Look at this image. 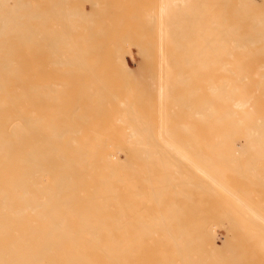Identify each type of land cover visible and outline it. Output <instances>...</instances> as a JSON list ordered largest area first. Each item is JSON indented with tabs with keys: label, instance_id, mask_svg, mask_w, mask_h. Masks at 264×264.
I'll return each instance as SVG.
<instances>
[{
	"label": "bare ground",
	"instance_id": "6f19581e",
	"mask_svg": "<svg viewBox=\"0 0 264 264\" xmlns=\"http://www.w3.org/2000/svg\"><path fill=\"white\" fill-rule=\"evenodd\" d=\"M7 1L8 0H0V35H2L3 36V33L4 32H6V30H8V31H10V30H13L14 32L13 33H15V34H12V35H10V36H13V35H17V37H18V39H20L21 40V42H23V40L24 41H29V39H27V40H25V39H23L21 36H20V34H22V32H20V31H18L17 30V28L18 27H16V22L18 21V19H20L22 16H20V15H17V13L20 11V10H24V7H22L21 6V9H20V5L22 4V1H20L19 2V0H18V4L15 6V7H7V5H6V3H7ZM198 1H201V0H163V5H162V8H161V14L162 15H164L166 18H167V21H165L164 23H162L163 25L161 26V31L160 32H162V35H165V36H163V37H165L164 38V40H165V42L167 41V43H165L166 45H169V42L170 41H173V42H170V44L172 43L173 44V46L175 47V45H177V46H180L181 47V45L183 44V42L185 41H183V40H181V39H179V37H183V36H186L188 33H191V37H192V39H195V38H193V35L195 34V35H197V37H201L202 39V41H204L203 42V45H202V47H204L203 49H201L202 51H204V49H209V51L207 52V51H204L205 53V55L207 56V54H206V52L208 53V54H212L213 52H216V50L218 49V48H222V50H223V46H224V48L226 47V48H229V47H227V46H229L231 43H232V41H233V43H232V45L231 46H233V44H235L236 45V47L235 46H233V48L235 47V49H237V50H234L231 46V48L234 50H232L231 48V50H232V52H230V50H226L227 52H230V54H228V53H226V52H224V54L225 55H222L223 56V58L224 59H226V57L228 56V58H230V57H236V58H234V59H232L231 60V62H230V60L228 61L229 62V64L231 63V65H235L236 64V59H238V57H240V55L242 56L243 54H239V53H241V51H243L244 49V47L246 48H248V50L245 52V50L247 49H245L244 50V52H242V53H244L245 55H246V53H249V51L251 50V45H249V44H252L253 45V43H257L258 44V41L260 42V44L262 43V41H264V20H262L260 17L259 18H255L257 15L258 16H260L258 13H260L261 12V9H259L258 11L259 12H257V15L255 14L256 12H254V10L253 9H251V7L250 6H248L247 5V9L250 7V9H251V11L250 12H253L254 13V15H256L255 17H252L253 16V14L252 13H250V12H248V13H250V14H248V16H246V20L244 19V21H247V19H248V21H253L254 19V21H253V23L254 24H249V22L247 23V25H245L246 26V28L247 27H251V26H254V25H257L258 24V28L261 26V28H259V30L260 31H258L257 29V31L255 30V31H253L254 29H255V27L257 28V26H255V27H253V28H247V30H250V32H248V31H246V30H244V31H246L247 33H242V32H238V28H245V26H244V24L242 23V22H240L241 20H240V18L241 17H244L245 18V16H244V14H247V12L245 13H241V11L239 12V13H241L242 14V16L240 15V18H239V20H237L236 18H234V16H232L233 14H235V12H236V15H238L239 13L234 9V13H232V14H230L233 10V8H227V11H229V9H230V11H229V13H228V15L230 14V20H232V17L234 18V19H236V21L235 22H237V23H239V24H237V23H235L234 24V20L232 21L233 22V24H229V23H231L230 21L228 22V19H227V21L226 22H224L225 24H229V26H226V25H223L224 23H223V20L221 21L222 22V25L220 24H218L219 26H220V28H219V26H217V19L215 20V19H213V20H215V22L212 20V18H208V15H210V14H208V15H206L207 16V19H206V16H204L205 15V13H207L208 11L206 10H204V15H203V13H200V12H202L203 10L201 9V6H199L200 4L199 3H201V2H198ZM209 2L210 3V0H206L205 2ZM213 1V0H212ZM215 1V0H214ZM217 1V3L219 4V2L221 1V0H219V2H218V0H216ZM222 1H224V0H222ZM222 1H221V3H222ZM226 1V0H225ZM229 0H227L226 2H227V4H228V6H229V3L231 2V0H230V2H228ZM233 1V0H232ZM236 1H238V0H236ZM231 2L230 3V6H234L235 7V3L237 4L238 3V5L239 4H242V3H239V1L238 2ZM246 3L248 2V4L249 5H251L252 4V1L253 0H244ZM243 1V2H244ZM262 1V0H261ZM153 2V1H152ZM207 2V3H208ZM226 2H224V5L226 4ZM217 3L216 2H213V4L212 5H214L215 4V6H216V8H218L217 6ZM253 3L255 4H257L258 2H257V0H255V1H253ZM264 4V1L263 2H261V5H263ZM12 4V3H11ZM20 4V5H19ZM226 4V5H227ZM245 3H243L242 4V6L244 5ZM258 4H260V3H258ZM9 5V4H8ZM210 5H211V3H210ZM221 6L223 5V4H220ZM224 5H223V7H224ZM225 5V6H226ZM238 5H237V7H238ZM246 5V4H245ZM244 5V6H245ZM253 5V4H252ZM207 6L208 7H210L209 6V4H207ZM232 6V7H233ZM241 6V5H240ZM57 7V6H56ZM62 7V6H61ZM55 8V6H54V8L55 9H52L51 10V12L52 13H55V14H58L59 15V17H60V15H65V17H67L68 18V11L66 12L67 13V15L64 13V11H65V9H64V11H63V9L62 8ZM153 7V6H152ZM176 7V9H175V11H174V8ZM214 7V6H213ZM212 6H211V8H212V10L213 9H216L215 7L213 8ZM255 7H257V6H255ZM264 7V6H263ZM64 8V7H63ZM177 8H178V11H176L177 10ZM211 8H210V10H211ZM219 8H221L222 9V7H219ZM218 8V9H219ZM243 8V7H242ZM253 8V7H252ZM201 9V10H200ZM217 9V11L219 12V10ZM221 9H220V14L222 15V13L221 12H223V15H222V17L224 18V19H226V18H229L227 15H226V12L224 11V10H222L221 11ZM237 9V8H236ZM241 8L240 7H238V10H240ZM256 9V8H255ZM50 10V9H49ZM160 10V9H159ZM199 10H200V12H199ZM211 10V11H212ZM246 9H244V11H245ZM253 10V11H252ZM153 11V10H152ZM217 11H214L213 10V12H215V14H216V12ZM159 12V13H160ZM200 14H199V13ZM217 12V13H218ZM225 12V13H224ZM177 13V14H176ZM199 15H198V14ZM262 13H263V11H262ZM261 13V14H262ZM78 14V13H77ZM146 14V13H145ZM152 14H154V13H152ZM152 14H151V16H152ZM213 13H211V15H212ZM214 14V15H215ZM219 14V13H218ZM224 14L226 15V16H224ZM76 15V14H75ZM197 15H198V17H200V15L202 16L201 17V19L199 18H197ZM221 15H220V17H221ZM53 16V15H52ZM52 16H49L47 19H49L50 17H52ZM150 16V17H151ZM171 16V17H170ZM213 16V15H212ZM211 16V17H212ZM252 17V18H250V17ZM264 16V13L261 15V17H263ZM8 17H9V19H8ZM25 17V16H24ZM32 17V16H31ZM45 17H43V18H45ZM54 17H56V15H54L53 16V20L55 21V19H57L58 18V16H57V18H55L54 19ZM64 17V16H63ZM154 17V16H153ZM153 17L151 18V19H153ZM159 17V16H158ZM163 17V16H162ZM203 17H205V18H203ZM210 17V16H209ZM215 17H217V15H215V16H213V18H215ZM219 17V16H218ZM221 17V18H222ZM36 18H38V17H36ZM45 18V19H46ZM72 18H73V16H72ZM222 18V19H223ZM264 18V17H263ZM66 19V18H65ZM119 19V18H118ZM147 19V18H146ZM160 19V18H159ZM206 20L208 23L210 22L209 20H211V22H212V24L213 23H215V28H213L212 27V24L211 23H209V24H211L210 25V27H208L209 26V24H208V26L206 25V27H208L209 28V30L210 31H212L210 28L212 27V29H213V32H214V30H216L217 31V29H221V30H218V32L217 33H219L218 35L220 36V34H221V36H223L222 38H220V37H217L216 39H209L208 37H207V39H208V42L206 43L205 42V40H203V36L205 37V36H207V35H209V34H207V33H205L204 31L206 30L207 32H209L208 31V29L207 28H205L204 26V24H202L203 22H205V21H202V20ZM252 19V20H251ZM16 20V21H15ZM63 20H64V18H63ZM157 19H154V20H150V21H152V24H154V26L156 25L155 24V22L154 21H156ZM198 20H201V21H198ZM242 20H243V18H242ZM58 21V20H57ZM120 21V20H119ZM225 21V20H224ZM66 22V21H65ZM64 22V28H65V26L67 27L68 25H66V23ZM117 22V21H116ZM157 22V21H156ZM202 22V23H201ZM220 22V23H221ZM158 23V22H157ZM250 23H252V22H250ZM119 24V23H118ZM248 24L250 25V26H248ZM158 25V24H157ZM214 25V24H213ZM230 25H234V26H230ZM241 25V26H240ZM8 26L10 27V28H8ZM217 26V27H216ZM226 28H225V27ZM91 27V26H90ZM224 27V28H223ZM263 27V28H262ZM152 28H153V26H152ZM155 28H156V26H155ZM245 28V29H246ZM169 29V30H168ZM173 30V32L171 33V35L172 36H174V34H175V37L174 38H177L178 37V40H177V42H176V39L174 40V39H172V38H170V34H168L169 35V37L167 36V32L168 31H170V30ZM205 29V30H204ZM251 29H252V32H251ZM261 29L263 30V31H261ZM68 30V27L66 28V31ZM150 30H151V28H150ZM156 30H157V28H156ZM158 30H160V29H158ZM171 30V31H172ZM204 30V31H203ZM7 31V32H8ZM45 31H49V29L47 30V29H45ZM52 31H53V29H52ZM51 31V32H52ZM55 31V30H54ZM65 31V32H66ZM202 31H203V34H202ZM241 31V30H240ZM34 32H36V31H34ZM50 32V31H49ZM48 32V33H49ZM56 32V31H55ZM54 32V34H53V32L49 35V34H46L45 36H47L48 37V35L50 36V38H49V42H50V44H56L57 43V41L63 36V34L65 33H63V34H61V33H59L58 31V33L56 32L55 33ZM60 32H62V30L60 31ZM68 32V31H67ZM117 32V31H116ZM175 32V33H174ZM211 33V34H213L214 35V33ZM2 33V34H1ZM28 33H33V32H28ZM39 33V32H38ZM69 34L71 33L70 31L68 32ZM68 33H65L64 34V36H63V38L65 39L66 38V34H68ZM146 33V32H145ZM151 33V32H150ZM170 33V32H169ZM193 33V34H192ZM239 33H242V34H239ZM248 33H253L252 35H250V34H248ZM7 34V33H6ZM6 34H5V36H6ZM8 34H10V33H8ZM34 34V33H33ZM39 34H41V32L39 33ZM107 34V33H106ZM157 34H159L158 33V31H157ZM176 34H177V37H176ZM201 36H200V35ZM205 34H207V35H205ZM210 34V35H211ZM255 34H257V35H261V36H255ZM59 35V37H60V35H61V37L59 38V37H55V36H58ZM66 35V36H65ZM94 35H96V34H94ZM93 35V36H94ZM109 35V34H108ZM194 35V36H195ZM217 35V36H218ZM233 35H235V37H231V36H233ZM171 36V37H172ZM216 36V35H215ZM231 37L232 39H230L231 40V42H230V40L228 39V37ZM4 37V36H3ZM14 37V36H13ZM12 37V38H13ZM34 37H36V36H34ZM68 37V36H67ZM170 38V41H169V39H167L166 40V38ZM187 37V36H186ZM211 37V36H210ZM5 38V37H4ZM4 38H2L1 37V39H2V41L4 40ZM8 39L7 40H9V41H11V38L8 36L7 37ZM142 38H144L145 39V37H143L142 36ZM150 38V37H149ZM148 38V39H149ZM189 38V37H188ZM0 39V40H1ZM32 39V38H31ZM37 39V38H36ZM38 39H39V37H38ZM44 39V38H43ZM67 39V38H66ZM65 39V40H66ZM68 39H69V37H68ZM183 39H185V37L183 38ZM192 39L190 38V40L192 41ZM13 40V39H12ZM15 40V39H14ZM33 40V39H32ZM61 40V39H60ZM63 40V39H62ZM64 40V41H65ZM142 40V39H141ZM141 40H140V42H141ZM196 40H198L197 38H196ZM227 40H229V41H227ZM262 40V41H261ZM9 41H6V42H9ZM37 41V40H36ZM43 41H45V40H43ZM67 41V40H66ZM132 41V40H131ZM145 41H146V39H145ZM174 41H175V44H174ZM181 41H182V43H181ZM199 41H200V39H199ZM198 41V42H199ZM227 41V42H226ZM12 42V41H11ZM11 42H9L10 44H11ZM33 42V41H32ZM42 42V41H41ZM49 42H48V44H49ZM147 42V41H146ZM145 42V43H146ZM150 42V41H149ZM152 42V41H151ZM190 42V41H189ZM198 42H197V44H198ZM225 42L226 43H228L227 44V46L226 45H224L225 44ZM2 43V42H1ZM16 43V42H15ZM40 43V42H39ZM59 43H60V41H59ZM62 43V42H61ZM141 43H143V42H141ZM148 43V42H147ZM185 44L183 45V46H188V45H186L187 44V42H184ZM195 43V42H194ZM205 43V44H204ZM255 43V44H256ZM2 44H5V42L4 43H2ZM7 44V46H4V47H10V44H8V43H6ZM12 44H13V42H12ZM89 44V43H88ZM199 44H201V43H199ZM207 44H209V45H207ZM9 45V46H8ZM140 45V44H139ZM144 45V44H143ZM155 45V44H154ZM161 45V44H160ZM196 45V44H195ZM248 45H249V47H248ZM137 46V45H136ZM219 46H221V47H219ZM263 46H264V44H263ZM12 47V46H11ZM56 47L58 48V45L56 44V46L54 47L55 48V50H57L56 49ZM160 47V46H159ZM170 47V48H169ZM169 47H167V50L169 51V55H170V53H172V51H173V55L175 56L176 54L175 53H177V51H176V48H175V53H174V47H173V50L172 51H170L169 49H171L172 48V46L170 45ZM189 47V46H188ZM194 47V45L192 46V48ZM197 47H199V45L197 46ZM243 47V48H242ZM258 48V47H255L254 45L252 46V48ZM3 48V47H2ZM12 48H14V47H12ZM45 47H41V48H38V49H40V51L39 52H42V50L44 49ZM46 48H48V46L46 47ZM54 48H49L50 50H52V49H54ZM139 48H140V46H139ZM146 48V47H145ZM169 48V49H168ZM183 48H186V47H183ZM182 48V49H183ZM189 48H191V46L189 47ZM189 48H188V50H189ZM239 48H240V51H238L239 50ZM241 48L243 49V50H241ZM264 47H262V48H258V50H261V53H262V49H263ZM11 49V48H10ZM38 49H37V51H38ZM73 49V48H72ZM179 49V48H178ZM194 49H195V47H194ZM0 50H1V44H0ZM6 51H8L9 49H5ZM12 50V49H11ZM14 51H12V52H10V50H9V53H15L14 54V56H12L13 58H12V60H13V62H12V60L11 61H9L10 59H11V55H9V53H7L6 55H4V53L6 52H2V53H0V55H2V57H3V55H4V57L2 58V60L3 61H1L0 60V69H5L6 67H8L9 65H12V64H14V66H15V64H16V59L18 60V58H16V55L19 53L18 51H21L20 53H19V55L20 54H22V55H20V58H23V57H25L26 59H27V52L28 53H30L31 55H33L32 53H33V51L32 50H30L31 52H29L28 50H26V49H21V50H18L17 48H15V49H13ZM27 52H26V51ZM47 50V49H46ZM45 49H44V51L45 52H48V51H46ZM54 50V51H55ZM65 50V49H64ZM149 50V49H148ZM163 50H164V47H163ZM196 50H198L197 48H196ZM257 50V49H256ZM258 50H257V53H258ZM2 51H4L3 49H2ZM36 50H35V52H36V54L37 53H39V52H37ZM83 51V50H82ZM89 51H90V49H89ZM181 51V50H180ZM185 51V50H184ZM201 51V52H202ZM235 51H237L236 53H238L239 54V56H237V54L234 56V54H233V56H231V54L232 53H235ZM252 51V50H251ZM250 51V52H251ZM254 51V50H253ZM263 51H264V49H263ZM16 52H17V54H16ZM50 52V51H49ZM52 52V51H51ZM49 53V54H52V53ZM190 52H192V51H189V53ZM195 52V51H194ZM197 52V51H196ZM195 52V53H196ZM218 52V51H217ZM217 52H216V54H217ZM24 53L26 54L25 56H23L24 55ZM43 54H44V52H42ZM61 53V54H60ZM60 53H53V56H54V58L55 59H57V60H59V61H57V63H55L54 65H58L59 64V66H57V67H60V63H61V61H64V63L65 64H67V65H69V62L68 61H71L72 59H73V61H71V63L72 62H74V61H77V60H75V59H77V58H79V60H80V57L81 56H77L76 57V55L75 56H72L73 58H71V56H68V57H66V55H65V53H63L64 55H62V52H60ZM165 53V52H164ZM182 53V52H181ZM188 51H186V57H188ZM194 53V54H195ZM200 53V52H199ZM198 52L196 53L197 54V56L199 55H201L202 56V54L203 53H201V54H199ZM220 53H222L221 51H220ZM260 53V52H259ZM260 53V54H261ZM12 54V55H13ZM40 55H42L41 53H39ZM39 54H37L38 56H39ZM55 54H56V56H55ZM59 54V55H58ZM163 54V53H162ZM183 54V53H182ZM214 54V56H217V55H215V53H213ZM226 54H228L227 56H226ZM58 55V56H57ZM61 55V56H60ZM165 55H166V58L167 57H169V59H171L172 57H171V55L170 56H168L167 55V52L165 53ZM164 55V56H165ZM192 54H190V56H191ZM230 55V56H229ZM264 55V54H263ZM5 56H10V57H5ZM35 57L36 59L37 58H42V57ZM42 56H44V55H42ZM49 55L47 54V58H50V60L52 61L53 59H51L52 57H48ZM52 56V55H51ZM162 56V55H161ZM173 56V57H174ZM176 56H180L179 54H177ZM185 55H183L182 57H184ZM196 56V55H195ZM247 56H249V55H247ZM262 56V55H261ZM261 56H259V58H261ZM14 57H15V60H14ZM76 57V58H75ZM171 57V58H170ZM181 57V58H182ZM211 56H208L207 57V59L208 58H210ZM219 57V56H218ZM246 57V56H245ZM251 57H252V55H251ZM264 56H262V58H263ZM9 58V59H8ZM25 58H23V59H25ZM44 58V57H43ZM42 58V59H43ZM46 58V59H47ZM75 58V59H74ZM120 58V57H119ZM150 58V57H149ZM165 58V57H164ZM196 58V57H195ZM202 58V57H201ZM206 58V57H205ZM204 58V59H205ZM212 58L214 59V57H213V55H212ZM243 58V57H242ZM253 58H254V56H253ZM258 58V60H263L264 61V58L262 59H259ZM81 59H82V57H81ZM162 59H163V57H162ZM161 59V60H162ZM180 59V58H179ZM190 59H192V61H194L193 59H194V57L192 56ZM207 59H205V60H207ZM211 59V58H210ZM240 59V58H239ZM255 59H256V57H255ZM255 59H253L252 60V58L251 59H249L248 58V60H251L250 62H252L253 61V63H254V60ZM49 60V59H48ZM68 60V61H67ZM132 60V59H131ZM160 60V59H159ZM166 60H168V59H166ZM173 60H176V58L175 59H173ZM199 61L201 60V59H198ZM204 60V61H205ZM215 60V59H214ZM258 60H256V63L258 62ZM15 61V62H14ZM22 61V60H21ZM66 61V62H65ZM122 61V60H121ZM164 61V60H163ZM168 61H171V60H168ZM182 61V60H181ZM189 61H191V60H189ZM195 61H197V59L195 60ZM221 61H222V63H223V60H222V58H221ZM232 61H235V62H232ZM239 61V60H238ZM243 61H244V58H243ZM54 62V61H53ZM53 62H52V64H53ZM56 62V61H55ZM68 62V63H67ZM125 62V61H124ZM172 62V61H171ZM171 62H169L168 63V65H171ZM186 62H188L187 60H185V63ZM211 62V61H210ZM219 62V61H218ZM224 62H227V59H226V61H224ZM227 62V63H228ZM249 62V61H248ZM262 62V61H261ZM49 63V62H48ZM166 64H167V61L165 62ZM178 63V62H177ZM189 64H191L192 62H188ZM195 63V62H194ZM194 63H192L193 65H194ZM202 63H203V61H202ZM205 63H208V62H205ZM233 63V64H232ZM260 63V62H259ZM20 64H22L21 62L19 63V65ZM49 64H51V63H49ZM64 64V65H65ZM74 63H72V65H73ZM173 65L172 66H175L174 65V63H172ZM175 64H176V62H175ZM179 64H181L180 62H179ZM196 64V63H195ZM211 64H212V62L211 63H209L208 64V67L207 68H209L210 66H211ZM215 64V63H214ZM212 65L211 66V69H213V70H211L210 68H209V71L211 70L212 72H207V73H209L208 74V76L210 77V75L212 76V74H215V73H213V72H216V70L214 71V69H219V67L218 66H216V65ZM242 64V65H241ZM240 65L239 64H236V67L237 68H239L238 67V65L239 66H244L243 65V62L241 63ZM255 64V63H254ZM25 65H27V67L25 66ZM25 65L24 66H20V68H19V66L18 65H16V67H18L19 69H16L15 67H14V69L13 70H11L10 72L11 73H14V74H16L15 75V77L18 75L17 74V70H20V72H21V70H23V71H25L26 73H27V71L28 70H30V69H28V66H29V63L28 64H26L25 63ZM32 64L30 63V66H31ZM48 65V64H47ZM46 65V66H47ZM75 65V64H74ZM73 65V66H74ZM123 65V64H122ZM182 65V64H181ZM181 65H180V67H181ZM184 65V64H183ZM182 65V66H183ZM188 65V64H187ZM202 65V64H201ZM204 65V64H203ZM225 65H227L226 63H225ZM231 65H227V71H228V73H229V71H230V69L228 70V67L230 66V68L232 67ZM250 65V67H251V64H249ZM263 65V64H262ZM40 66V65H39ZM38 66V67H39ZM163 66H164V64H163ZM166 67H167V65H165ZM171 66V67H172ZM186 66V65H185ZM185 66H183V67H185ZM195 66H197V64L195 65ZM194 66V67H195ZM207 66V65H206ZM213 66H214V68H213ZM215 66L217 67V68H215ZM223 66V65H222ZM246 66V65H245ZM253 66V65H252ZM256 66H258L257 64H256ZM264 66V65H263ZM263 66L260 68V71H261V74H259V71H257V73L259 74V76L260 75H263V77H264V68H263ZM36 68V69H39V68ZM56 67V68H57ZM63 67H65L66 68V65L65 66H63ZM76 67V66H75ZM165 67V68H166ZM169 67V66H168ZM167 67V68H168ZM179 67V68H180ZM190 67H192L193 68V66H190L189 65V67H187L188 69L190 68ZM200 66H198L197 68H196V70L194 71V68H193V70H192V68L190 69V70H192V71H188L187 70V68H185L184 70H185V72H186V70L188 71V73H193V72H195V75L197 74V69L199 68ZM203 67V66H202ZM202 67H200V68H202ZM247 67V66H246ZM246 67H244V68H246ZM9 68V67H8ZM25 70H24V69ZM70 68H72V67H70ZM162 68V67H161ZM164 68V70H166ZM200 68H199V70H198V72H200V71H202V70H200ZM207 68H204V70L205 71H208V69ZM236 68V69H237ZM255 68V67H254ZM256 68H259V67H256ZM263 68V72H262V69ZM16 69V70H15ZM83 69V68H82ZM170 69V68H169ZM168 69V70H169ZM217 69V70H218ZM220 69H222V68H220ZM224 69V68H223ZM231 69H233L232 71H230L231 73H227V75L229 76V78L227 77V75H226V73L225 72H227L226 70H225V72H224V75L225 76H223V78H222V76H221V78L219 77L218 79H214V75L212 76V77H210V79H209V77H208V79L206 78L207 76H204L205 75V73L206 72H204L203 73V71L202 72H200L201 73V75H200V73H199V75L198 76H196L197 78H199V80H200V78L202 79V77L204 78H206V80H209L210 82L209 83H206V86H208V89L210 90V95H209V97L208 96H206L207 94H208V91H207V94H203L204 95V97L206 98H210V99H208L207 101H206V104H204L205 103V101H204V103H202L203 102V100H201V102H198V104H199V109H198V111L195 109L196 107V104H195V101L197 102V100H198V98L197 97H200V96H196V100H195V98L194 99H192V100H194V104H191L192 106L191 107H193V105H195L194 106V108L192 109L190 106H189V104L188 103H192V102H189V101H185V99H187V96L185 97V98H183L182 99V97H180V96H182L180 93H179V95L180 96H178L180 99H182V100H184L185 101V103H184V101H179L180 102V104H182L181 106L184 108L183 110L185 111V105L184 104H186L187 106H189V107H186V109H188V108H190V109H192V110H190V112H188V113H191L194 109V111L196 112V114L197 115H200V118H201V120H202V116L204 117L206 114V117H208V123H210V125L208 124V125H206V123H204L203 124V122L206 120L207 121V119H204L203 120V122H202V125H203V127H204V125H205V127L206 126H208V128L207 129H209L208 130V132L209 133H207L208 134V136H207V134H206V136L204 137V136H202L200 133V135L201 136H199V134H198V132L196 133L197 135H195V137H197L198 136V140L199 139H203L204 141H206L207 139V142H212L211 140H215V144H217L216 143V140L218 141H223V142H236V140H244V143H245V148H247V146L249 145L248 143H251V144H253L254 146H255V144L257 145H259L258 146V148H259V150L257 151L258 152V155L257 154H254L255 156L257 155V157H256V159H257V161H259L261 164H263V162H264V160H259V157L258 156H261L262 154L261 153H259V152H261L260 150H261V148L263 147V145H264V110L263 109H261L260 107L263 105V100H264V78L262 77V78H260L259 80H257V81H252V80H249V79H251V77L252 76H254V72L251 74V75H249V66H248V68L245 70V71H242L241 70V68H240V70L241 71H239V69L237 70V72H236V69H235V73L237 74H235L234 75V68H231ZM251 69V68H250ZM161 70V69H160ZM36 71V70H35ZM34 71V72H35ZM52 70L50 69V71L49 72H51ZM171 71V72H170ZM170 71H168L167 73H172V69H170ZM182 72H183V70H181ZM220 71V70H219ZM246 71L248 72V74L247 75H249V77L247 76H245L246 74ZM8 71H2V73L4 74V75H6V74H9V76L11 77V73L10 72H8ZM24 72V73H25ZM38 72H41V70H38ZM46 72H47V69H46ZM49 72H47V73H45L44 72V70H43V76H44V74L45 75H47V74H49ZM54 72V71H53ZM105 72V71H104ZM126 72V71H125ZM174 72H175V70H174ZM179 72V71H178ZM255 72H256V69H255ZM0 73H1V70H0ZM19 73V72H18ZM24 73H20V74H24ZM30 73H32L31 72V70H30V72L29 73H27V80L25 81V83H24V85H25V87H24V85H23V87H22V95H23V100H24V106L26 107V108H28L29 107V105H31V104H29V99H31V97H33L34 98V101H35V103H36V105L35 106H33L34 108V111L35 112H33L34 114L32 115V114H30L29 112H27L24 116L20 113V116H21V120H20V123H18L19 121H17V123H18V125L17 124H15L14 123V127H16L15 125H17V127L16 128H13L12 129V131H10V129H9V131L11 132V133H7L6 132V123H9L8 121H9V118H8V120L7 119H5V118H7V116H4V114L6 115V113L7 112H5L6 111V108H7V103H5L6 102V100L4 99V97L5 96H3V97H1L0 96V155H2V157L1 158H8V156L10 155V139H13L14 140V142L13 141H11V143H12V145H22L23 146V159H21L20 157V159L19 158H17L18 159V161H19V163H20V171H19V175H17V176H14V175H12V177H11V181H10V184H9V188H7V187H3L2 189L0 188V209H6V208H9V209H6V210H8V211H10V213L11 214H13V219L15 218V217H18V219H20V220H17V222L19 223L20 222V224H21V222L23 221V223H24V220H25V223H27V227H25L24 226V228H21V229H23V230H19L20 228H18V232H21L20 234H19V237H18V239H17V242H20L19 243V245H17V247H8L7 246V248H9V249H3V248H0V264H130L131 262H130V258H132V259H135L136 257H142V255H143V253H146V252H144L145 251V245H146V240L144 239L146 236L148 237V236H154V237H157V239H155V241H160L161 240V242L162 241H165L166 243H170V244H166V245H161V246H159V247H161V248H159L160 250H159V252H161V254H163V255H165L166 256V254H165V250H167V254L168 253H170V254H168L167 256H173V257H175V255L177 256V257H181V255L180 254H182V258L184 257V254H186L187 252L186 251H188V250H186L187 248H190L192 245L194 246L195 245V243L194 242H198L199 243V241L201 242V239H202V236H208V235H210L209 234V232L211 233V231H208L207 230V228H206V230H205V232H203V231H201V230H204V229H202L203 227H201L200 229H199V227L201 226H199V223H197V221H198V218H196L197 219V221H196V219H194V217L193 216H191L192 214H191V211H190V213H188L189 212V209H186V208H188L187 206H188V204L190 205V202L188 203V202H184L185 200L187 201V200H189L188 198H183V200L182 201H179L180 203L181 202H184L183 204H184V207H185V205H187L186 206V208L185 209H180V212L181 211H183L184 213L182 214V215H184L183 217L185 218L186 217V215H187V213H188V215L190 216V217H186V219H184V222L189 218H191L192 220H189V222L190 221H192V222H190V223H193L194 221H196V223L194 222V224H198V225H196L193 229H191V228H188V224H186L184 227H186V228H184L182 225L184 224L181 220H183V219H181L180 220V218H178L179 219V221L181 222V223H183L182 225L180 224V225H178L177 223H172V222H170L172 219H174V215H172V214H166V213H164V210L162 211L161 209H163L162 207H163V205H162V203L161 204H159L161 201H162V199H161V201L159 202V201H157L158 202V205L157 206H159L158 208L160 209V205L162 206L161 207V212H160V210L156 207V202H155V197L158 199L159 198V200H160V198L161 197H158V196H160V194L162 195V194H164V192H163V190H156L155 191V186L154 187H152V185H151V181L153 180V179H155L154 177H152V179L150 180V181H147V183L145 182V180H148L149 178H151V177H149L148 179H146L148 176H153V174L155 175V174H158V173H161L162 174V172H161V169L159 168V171L158 170H155V171H157V173H155V171H153L155 168H156V165H157V163L155 162V161H157V160H149L151 163L154 161L155 163H156V165H155V163L153 164L152 163V166L153 165H155V167L153 166V170H152V173L153 174H149L148 176H147V173H146V175H144V174H139L138 172V176H131V177H129L128 175V179L130 180L131 178H132V180H133V178L137 181L139 178H137V177H141L142 179H145L144 180V182L146 183V184H144V182H141V178L139 179V181H137V182H135V183H137V184H140V183H143V185H147L148 183H150L149 184V186L151 185V187H152V190H150L151 189V187L150 188H148L149 190H150V192H149V190L146 192V190H145V188H144V190L145 191H143L142 190V195H143V192H144V194L146 193L148 196H151L152 195V192H153V190H154V192H156V193H154V194H156L155 196H154V194H153V196H151V198L152 199H150V197H148L151 201H150V203H152V201H154V203L153 204H155V206H154V208H156V209H158V215L157 216H155L154 215V217H153V219H151V220H153L152 221V223H151V220L148 218V217H146V218H148L149 220L147 221V219L145 218V216H144V218L142 217L143 215H146V214H144L145 212H142L141 213V211H142V209H141V211L138 209V208H144L143 207V202H145V201H143L142 202V198H140V199H142L141 200V202L140 203H143L142 204V206L140 205V204H136V205H140V207H134L135 206V201L133 202V199L131 200L132 202H133V204L134 205H132L133 206V208L132 207H130L131 205H129L130 204V202L131 201H129V193H131L132 191H135V192H140L139 190H137V188H136V186H135V190H133L134 188H132L131 189V187H129L128 186V183H129V180L128 179H126L127 178V176H126V170L128 171V172H130L128 169H125V171L122 169V168H120L121 167V165H123L124 166V168L126 167V168H128V167H130L131 166V168H136L135 166H140V165H142V166H140V167H145V165H146V161H147V158L148 157H150V159H152V157L150 156V153H148V152H152V153H154L153 152V150H151L150 148V150L147 152V151H143V152H141L140 151V155L138 154L139 152H137V154L141 157V156H143V154H145V156L147 155V154H149V155H147L145 158L144 157H141V158H139V156L137 157V158H139L140 160V162L141 163H143V160H141V159H145L146 161L144 162L145 164H144V166H143V164H141V163H138L139 161H137V165H133V167H132V163L130 162L129 164H131V165H124V164H119V162H118V159L116 158V157H114V155H116V154H114V153H117L116 151L115 152H113V156L111 155L110 157H109V154L108 155H106V156H104V154H103V152H106V151H103V152H101V151H99V150H93V148L92 147H95V145L94 146H92L93 144H90V143H80V142H78V140L76 141L75 140V138L73 137V135L75 134H77V132H78V134H80L79 133V130L81 129V128H85V124L87 125V123H84L85 121H86V116H85V111H79L80 113H78V111H76L77 109L75 108L74 110H72L73 108L71 107L72 106V104H71V102H70V100H71V98H70V100H66V98L67 97H63V98H60V97H62L63 95H66L67 96V94L68 95H71V94H73V93H71L70 94V92H69V90H67V87L65 86V85H63L62 83H61V85H63L64 87V89H65V87H66V89L65 90H63V91H65V93L67 92V94H65L64 92V94L63 95H61L60 97H59V94H60V91L62 92V90H61V88H60V91H58V93L56 94L55 93V91L58 89V87H60L59 85H57L56 83V85H53L54 84V82H53V84H51V82H50V85L51 86H49V85H46V84H42L43 82L42 81H44L45 82V80L41 77V78H39L40 76H39V74H41V73H39L38 75H37V72L35 73L37 76V78H34L35 80L34 81H36V82H33V79H31V78H28L29 77V74ZM58 72H55V74H57ZM84 73V72H83ZM162 73H164V71L163 72H161V75H162ZM166 73V72H165ZM164 73V74H165ZM187 73V72H186ZM206 73V74H207ZM210 73H212V74H210ZM219 73H222V72H218V74ZM14 74H12V75H14ZM34 74V75H35ZM66 74V73H65ZM144 74V73H143ZM154 74H155V72H154ZM176 74H178V73H176ZM194 74V73H193ZM203 74V75H202ZM234 75V77H236V78H234V77H232V76H230V75ZM243 74H244V77H246L247 79H248V81H250V82H244V81H246L245 79H244V77H243ZM49 75H53L52 73L51 74H49ZM171 75V74H170ZM170 75H167L166 74V76H165V78L167 77V80L169 81V79L171 78H169L168 76H170ZM179 75H181V72L179 73ZM179 75H178V77L176 78L175 77V80L176 79H178L179 78V81H178V83H181V82H183V81H188V77L187 76H185V77H187V78H184L183 79V77H179ZM183 75V74H182ZM191 75V74H190ZM189 75V76H190ZM222 75V74H221ZM238 75L239 76H241V77H238ZM30 76H31V74H30ZM39 76V77H38ZM61 76V75H60ZM131 76V75H130ZM192 76V75H191ZM0 77H1V75H0ZM6 77V76H5ZM4 77V78H5ZM46 77V76H45ZM50 77H52L51 78V80L53 79V77L54 76H50ZM50 77H49V79H50ZM164 76H162V78H163ZM195 77V76H194ZM227 77V78H226ZM261 77V76H260ZM2 78H3V76H2ZM39 78V79H38ZM46 78H48V75H47V77ZM162 78H161V81H163L162 80ZM169 78V79H168ZM182 78V79H181ZM197 78H192V79H194L193 81L195 82H193L191 79V81L195 84V86H194V84L192 83V82H190L191 83V85L196 89H198V87H199V84H200V87H199V89H198V91L200 90V88H202L201 87V83L202 82H199V80L197 79ZM257 78H259L258 76H257ZM256 78V76L253 78L252 77V79H257ZM28 79H30V80H32L31 82L29 81L28 82ZM43 79V80H42ZM172 79V78H171ZM195 79H196V81H195ZM4 79H0V81L2 82ZM38 80H41L40 82L38 81ZM54 80H58L56 77L54 78ZM61 80H64V79H61ZM103 80V79H102ZM128 80V79H127ZM166 80V79H165ZM166 80V81H167ZM8 81V80H7ZM24 81V80H23ZM64 81H66V80H64ZM132 81V80H131ZM165 82V84L166 83H168V84H170V83H172L171 81H169V82ZM181 81V82H180ZM198 81V82H197ZM201 81V80H200ZM202 81H203V79H202ZM66 82H68L69 83V80H67ZM74 82V81H73ZM103 82V81H102ZM176 82V81H175ZM196 82L197 83H199L198 85L196 84ZM34 83V84H33ZM71 84H70V86L69 87H71V85H72V80H71V82H70ZM132 83V82H131ZM183 83H185V82H183ZM190 83H185V84H187V87L186 86H184L186 89H184V90H186V91H184V92H186V94H187V91H189V89L187 90V88H188V86H191V85H188V84H190ZM30 84V85H29ZM58 84H60V83H58ZM74 85H72V86H74L75 87V85L77 84V83H73ZM104 84V83H103ZM129 84V83H128ZM134 85H135V87L137 86L135 83H133ZM139 84V83H138ZM175 84H177V83H175ZM26 85H27V87H26ZM163 85H164V83H163ZM163 85H159L158 86V94L159 95H162L163 96V93H166V91H168L169 90V88H171V87H169L167 90H166V86H167V84H166V86H165V90L163 91V89H164V86ZM171 85V84H170ZM179 85V84H178ZM178 85H173V86H177V87H179ZM205 84H204V82H203V86H204ZM55 86H57V89H56V87ZM106 86V85H105ZM129 87H130V85H128ZM191 86V88H190V90L192 91V89H193V87ZM197 86V87H196ZM55 87V88H54ZM78 87H80L81 88V86L80 85H78ZM134 87V86H133ZM132 87V88H133ZM142 86H140L139 88H141ZM175 87H172L173 88V92L175 93V92H177V91H174V89H175ZM182 87V86H181ZM0 88H1V84H0ZM73 88V87H72ZM145 88V87H144ZM56 89V90H55ZM126 89V88H125ZM180 89V88H179ZM206 89L207 88H205V86L203 87V91L205 90L206 91ZM59 90V89H58ZM74 90V89H73ZM82 90H84V88L82 89ZM133 90V89H132ZM148 90H149V87H148ZM202 90V89H201ZM199 91V92H203V91ZM114 91V90H113ZM125 91V90H124ZM146 91V90H145ZM180 91V90H179ZM190 91V92H191ZM30 92H31V94H30ZM53 92V93H52ZM74 92V91H73ZM127 92V91H126ZM128 92H130V91H128ZM137 92V91H136ZM172 92V91H171ZM172 92V94H174ZM194 92V91H193ZM196 92H197V90H196ZM195 92V93H196ZM33 93V94H32ZM115 93V92H114ZM113 93V94H114ZM131 93V92H130ZM133 93H134V91H133ZM132 93V94H133ZM149 93H151V92H149ZM168 93H170L169 91H168ZM182 93V92H181ZM195 93H192V94H194V96H195ZM204 93V92H203ZM52 94V95H51ZM54 94V95H53ZM57 96H56V95ZM82 92L80 93V96L82 97ZM105 94V93H104ZM109 94V93H108ZM112 94V95H113ZM127 94H129V93H127ZM126 94V95H127ZM136 94V93H135ZM144 94V93H143ZM189 94H191V93H189ZM188 94V95H189ZM197 94H199V95H202V94H200V93H198L197 92ZM117 95V94H116ZM147 95V94H146ZM165 95V94H164ZM167 95H171V93L170 94H167ZM202 95V96H203ZM50 96V97H49ZM128 96V95H127ZM133 96H135V95H133ZM139 96V93H138V95H137V97ZM173 96H177V94H174V95H172V96H170V97H172L173 98ZM183 96H185V95H183ZM190 97V99H191V95H189ZM211 96V97H210ZM60 99H59V98ZM70 97V96H69ZM79 97V96H78ZM78 97H76V99L78 98ZM131 97V96H130ZM144 97V96H143ZM193 97V96H192ZM203 97V98H204ZM32 98V99H33ZM80 98V97H79ZM134 98V97H133ZM140 97H138V99H139ZM151 98V97H150ZM162 98V97H161ZM163 98H166V95H165V97H163ZM163 98H162V102L164 101L163 100ZM175 98V97H174ZM173 98V99H174ZM188 98V99H189ZM201 98V97H200ZM49 99H52V100H49ZM67 99H69V98H67ZM73 100H75L74 98H72ZM132 99V98H131ZM135 99V98H134ZM142 99V98H141ZM144 99V98H143ZM187 99V100H188ZM189 99V100H190ZM49 100V101H48ZM57 100H59L60 102H61V100H63V103L61 102V103H59ZM72 100V101H73ZM91 100V99H90ZM99 100V99H98ZM97 100V101H98ZM169 100L171 101V98H169ZM177 101H178V99H176ZM200 100V99H199ZM33 101V100H32ZM31 101V102H32ZM47 101V103L49 102V106H51V108L52 107H55L54 109V114H55V116H52V117H54V120H52L51 119V122H49V121H47V112L48 111H45L46 109H45V107L46 106H44V107H42L41 108V103H43L44 105H46V102ZM65 101V102H64ZM70 102L69 103V105H68V102ZM77 101V100H76ZM78 101H80V100H78ZM88 102H89V100H87ZM108 101V100H107ZM113 101V100H112ZM132 101V100H131ZM134 101V100H133ZM167 101H168V98H167ZM167 101H165V103H166V105L168 104V106L169 107H171V108H169V110H172V106H174V105H172L173 104V102L172 103H168ZM191 101V100H190ZM219 101V105L217 104V102ZM50 102L52 103V104H50ZM56 102H58V103H56ZM109 102V101H108ZM119 102V101H118ZM136 103H137V100L135 101ZM54 103V104H53ZM64 103H66L65 105H63ZM76 103V102H75ZM75 103L73 104V105H75ZM114 103H115V101H114ZM126 103V102H125ZM134 104L133 103V105L135 106V105H137V104ZM156 103V102H155ZM178 103V102H177ZM177 103H175L174 102V104H177ZM60 104H61V106H60ZM70 104H71V106H70ZM77 105L78 104H80V103H76ZM117 104V103H116ZM120 104H122L121 102H120ZM124 104V103H123ZM126 104H128V103H126ZM139 104V103H138ZM179 104V103H178ZM180 104H179V106H180ZM52 105H54V106H52ZM86 105V104H85ZM118 105H119V103H118ZM132 105V104H131ZM131 105H129V107L131 106ZM132 105V106H133ZM162 105H165L164 103L162 104ZM171 105V106H170ZM63 106H64V108H63ZM65 106H67L66 107V109H65ZM114 106V105H113ZM123 106V105H122ZM122 106H120V107H122ZM128 106V105H127ZM131 106V110H129V111H132L131 113H129L128 112V110H127V112H126V110H124L125 112H123V113H125V114H127V113H129L130 115L131 114H134V118H135V112L133 113V109L135 108V107H132ZM178 106V107H179ZM83 107V106H82ZM126 107V106H125ZM141 107V106H140ZM144 107V106H143ZM160 107V106H159ZM164 107H167V106H164ZM178 107H175V109L174 110H176V108H178ZM47 108V107H46ZM49 108V107H48ZM62 108H63V110H66V113H68L67 112V108H69V110H71L72 111V113L71 112H69L70 114H69V116L68 115H66V113H65V111H63L62 110ZM71 108V109H70ZM78 108V107H77ZM128 108V107H127ZM133 108V109H132ZM136 108H137V106H136ZM174 108V107H173ZM45 109V110H44ZM81 109V108H80ZM122 109V108H121ZM125 109V108H124ZM130 109V108H129ZM165 109H167V108H165ZM179 109V113L182 111H180V109L181 108H178ZM220 109V110H219ZM104 110V109H103ZM137 111H138V115L140 114L141 116L142 115H144V113H139V109H136ZM151 110V109H150ZM149 110V111H150ZM28 111V110H27ZM105 111V110H104ZM144 111V110H143ZM167 111V110H166ZM165 111V112H166ZM173 111V110H172ZM171 111V112H172ZM193 111V112H194ZM20 112V111H19ZM32 112V111H31ZM142 112V111H141ZM145 112V111H144ZM151 112V111H150ZM162 112V111H161ZM170 112V111H169ZM178 112V111H177ZM177 112H176V114H177ZM192 112V113H193ZM194 112V113H195ZM114 113V112H113ZM174 113H175V111H174ZM187 113V114H188ZM10 115H8L9 117L11 116V113H9ZM118 114H120V112L118 113ZM117 114V115H118ZM153 114V113H152ZM164 114H166V113H164ZM183 114V113H182ZM51 115V114H50ZM117 115H115V116H117ZM129 115V116H130ZM139 115V118H137L136 117V119H141L140 116ZM162 116H164L163 115V113L161 114ZM171 115V114H170ZM177 115H180V114H177ZM175 116V118L177 117V120H178V118H180V117H178V116ZM192 116L194 115V114H191ZM121 116H123L122 114H121ZM127 116H128V114H127ZM126 116V117H127ZM133 116V115H132ZM132 116H130V118L132 117ZM136 116H137V113H136ZM169 116V115H168ZM167 116V114L165 115V117H168ZM183 116V115H182ZM187 116V115H186ZM186 116H183L184 118L186 117ZM17 117V116H16ZM119 117V116H118ZM117 117V118H118ZM143 117V116H142ZM146 117V116H145ZM145 117H143V118H145ZM159 117V116H158ZM191 117V116H190ZM2 118V119H1ZM115 117H113L112 119H114ZM121 118V117H120ZM123 118H124V116H123ZM129 118V119H130ZM134 118L132 117V119H133V121L132 122H135L134 121ZM155 118V117H154ZM164 118V117H163ZM163 118H162V120H163ZM169 119H170V117H168ZM187 118H188V120L190 119L189 118V116H187ZM193 118H195L194 120H193V122H196V118H198V116L196 117V115H194L193 116ZM192 117H191V119H193ZM205 118V117H204ZM91 119V118H90ZM95 119V118H94ZM105 119V118H104ZM119 119V118H118ZM151 119H152V117H151ZM190 119V120H191ZM14 120H17V119H14ZM13 120V121H14ZM50 120V119H49ZM115 120H116V118H115ZM119 120H121V119H119ZM128 117H127V119H126V123L128 124L129 122L128 121H130V120H128ZM145 120H146V118H145ZM189 120V121H190ZM12 121V122H13ZM88 121H90L89 119H87V121L86 122H88ZM130 121V122H131ZM140 121H143L144 122V120H140ZM140 121H138V123L140 124L141 122ZM174 121V122H173ZM173 125L174 124H176L175 123V119L173 118ZM182 121V120H181ZM180 121V122H181ZM189 121H184V122H187V123H189ZM199 121V120H198ZM16 122V121H15ZM47 122V123H46ZM83 122V123H82ZM115 122V121H114ZM137 122V121H136ZM143 122L141 123L142 124V127H148L147 125V123H146V125L144 126L143 125ZM160 122V121H159ZM166 122H169L170 123V125L169 126H165L166 124L168 125L169 123H166ZM179 122V123H180ZM183 122V121H182ZM183 122V123H184ZM200 121H199V123H201ZM121 123H122V121H121ZM120 123V124H121ZM156 123V122H155ZM162 123V125L163 126H165L166 128L165 129H167V130H169V132L168 131H166L165 129H163V127L161 128V131L163 130H165L167 133H171V134H167L166 132V135L168 136H170L171 135V138H172V140H171V138L168 136V138H170V139H168L165 135H161V133L162 132H160V135L161 136H163V137H165L166 139H168V140H170V141H172L173 142V144L175 143V145L176 144H178L179 145V143L178 142H180L181 144H183V142H185L184 140H183V138H184V136L185 135H183V134H181V132H179V134H180V136H178L177 134H172L173 132L170 130L173 126L171 125V122H170V120H168L167 118H165V122L164 123H166L165 125L163 124V122H161ZM10 124V123H9ZM137 124V123H136ZM139 124H137L138 126H139ZM219 124H220V127H218L219 126ZM80 125H82V127L79 129V127H80ZM83 125H84V127H83ZM121 125H123V124H121ZM128 125H130V123L128 124ZM133 125V124H132ZM161 125V126H162ZM191 125H192V122H191ZM195 125V124H194ZM194 125H192V126H194ZM197 125H199L198 123H197ZM201 125V126H202ZM11 126H13V125H11ZM157 126V125H156ZM160 126V127H161ZM123 127H124V125H123ZM131 126H129L128 128H130ZM136 128H137V126H135ZM159 127V126H158ZM157 127V129H159ZM168 127V128H167ZM169 127H171V128H169ZM186 127V126H185ZM9 128V127H8ZM12 128V127H11ZM107 128V127H106ZM126 128V127H125ZM136 128H134V127H132V130L130 131L131 133L129 134L128 132H126V133H124L125 135H127V133H128V135H130L129 137H132V139H133V136L135 135H137V137H135V138H137L135 141H139V144H140V146H139V148H145L146 150H148L146 147H148L146 144H145V142H147V140H143L142 142H141V138H142V136H141V134H142V131H143V133H144V130L142 129V131H141V125H140V130H139V132H137L136 133ZM149 128V127H148ZM151 128V127H150ZM156 128V127H155ZM174 128V127H173ZM172 128V129H173ZM184 128V127H183ZM186 128H188L189 129V126L188 127H186ZM195 128V127H194ZM86 129H88V127H86ZM90 130L92 129V128H89ZM108 129H110L111 130V127L110 128H108ZM135 129V130H134ZM187 129V130H188ZM191 129V128H190ZM82 130H84V129H82ZM90 130H87V132L86 133H88V131L89 132H93V131H96L97 129H95V130H92V131H90ZM134 130V131H133ZM149 130V129H148ZM147 130V131H148ZM194 130V129H193ZM199 130V129H198ZM84 131H82L83 133H84ZM100 132L99 133H101L102 132V134L104 135L105 133V129L104 130H99ZM112 131V130H111ZM141 131V132H140ZM147 131H146V128H145V132L147 133ZM150 131H151V129H150ZM150 131H149V133H148V135L150 134ZM152 131H155V130H152ZM178 131V130H177ZM181 131V130H180ZM200 131V130H199ZM202 131H204L203 129H202ZM80 132H81V130H80ZM82 132H81V135H82ZM95 133H97V131L95 132ZM139 133H141V134H139ZM145 133V134H146ZM186 133V132H185ZM192 133H194L193 131H192ZM91 134V133H90ZM141 136H139V135ZM153 134L155 135V132H153ZM152 134V135H153ZM163 134V133H162ZM203 134H205V131H204V133ZM31 135H32V141L33 142H31ZM33 135H34V138H33ZM69 135H72V137H68ZM92 135H93V137H94V134L92 133ZM107 135H109V137H112L110 140H114L115 139V137L114 136H112V135H110V134H107ZM123 135V134H122ZM127 135V136H128ZM143 135V134H142ZM147 135V134H146ZM145 135V136H146ZM151 135V134H150ZM150 135H149V137H150ZM154 135H153V138H154ZM158 135V134H157ZM159 135V136H160ZM175 135H177V137H180L181 138V140L183 141V142H181L180 141V138H177V141L178 142H176L175 140H176V136ZM183 135V137H181ZM66 136V138L64 139V137ZM85 136V135H84ZM89 136V135H88ZM96 136H97V134H96ZM100 136L101 137H103L101 134H100ZM127 136H126V139H127ZM139 136V137H138ZM144 136V137H145ZM160 136V137H161ZM189 136V135H188ZM87 137V136H86ZM98 137V136H97ZM96 137V138H97ZM108 137V138H109ZM117 137H119V136H117ZM129 137H128V139H129ZM148 137V138H149ZM186 137V136H185ZM191 137V136H190ZM77 138H79V137H77ZM84 138V137H83ZM83 138H81L82 139V141H83ZM95 138V137H94ZM100 138V137H99ZM106 138H107V136H106ZM121 138V137H120ZM124 138H125V136L123 135V137H122V139L124 140ZM147 138V137H146ZM151 139L150 140H152L153 141V143H155V141L152 139V137H150ZM175 138V139H174ZM34 139V140H33ZM64 139V140H63ZM89 139V138H88ZM92 139V138H91ZM122 139H120L121 141H122ZM128 139H127V141H128ZM142 139H144V138H142ZM173 139H174V141H173ZM188 139V138H187ZM63 140V141H62ZM100 140V139H99ZM115 140H118L119 141V138L117 139H115ZM130 140V139H129ZM202 140V141H203ZM79 141H81V140H79ZM87 141V140H86ZM85 141V142H86ZM92 141V140H91ZM127 141H122V144L124 143V142H127ZM166 141V140H165ZM199 141H201V140H199ZM246 141V142H245ZM95 142H97V141H95ZM141 142V143H140ZM151 142V141H150ZM156 142H157V136H156ZM158 142H159V140H158ZM187 142V141H186ZM33 143V145H31ZM103 143V145H104V143H105V141H103L102 142ZM107 143H108V141H107ZM111 143H113V142H109L108 144H110V146L111 145H113V144H111ZM130 143H131V140H130ZM130 143H127L126 145H125V147H126V149L128 148V149H130V147L131 146H128ZM133 143H134V141H133ZM206 143V142H205ZM108 144H105V146L106 145H108ZM116 144V143H115ZM120 144V143H119ZM119 144H117L118 146H120ZM132 144V143H131ZM137 144H138V142H137ZM141 144L144 146V145H146V147L144 146V147H141ZM160 144V143H159ZM159 144H157L156 143V146L158 145L159 146ZM161 144H162V142H161ZM160 144V146H162L161 148H162V151H163V148L164 149H166V146H163V145H161ZM186 144H188V143H186ZM191 144V143H190ZM213 144V143H212ZM214 144V145H215ZM227 144V143H226ZM229 144V143H228ZM260 144H263L262 145V147L260 146ZM18 145V146H19ZM46 145V146H45ZM99 145V144H98ZM117 145L116 146H111L112 148L113 147H116V148H118L117 147ZM164 145H167V146H170V145H168V144H164ZM208 145H210V143L208 144ZM218 145H219V143H218ZM230 145H232V148L233 149H230V151L232 152L231 154H230V151L229 150H226L225 151V149H223L224 150V152L226 153V152H228L229 153V159H230V155H232V154H234L235 152H238L239 151V148H237V147H233L234 145L233 144H230ZM230 145H228V146H230ZM247 145V146H246ZM42 146H44L45 147V149H44V152L42 151V149H40ZM105 146H103V148L105 147ZM109 146V145H108ZM133 146V145H132ZM157 146V147H158ZM159 146V147H160ZM180 146V145H179ZM197 146V145H196ZM211 146H213V145H211ZM223 146V145H222ZM222 146H220V147H222ZM228 146H226L227 147V149H228ZM43 147V148H44ZM47 147H49V148H47ZM99 147V146H98ZM124 146L122 145V148H123ZM173 146H171V149H170V147H168L170 150H172V151H170L168 148V150L170 151V153H169V151H167V149H166V154H167V152H168V155L170 156V158L172 159V160H168V162H170V165L169 166H171L172 167V165H174L173 167H175L176 166V168L177 167H179L178 166V163H183V161L185 160L183 157H186L184 154H183V157L181 156V154L184 152L182 149L180 150V151H182V153L180 152V159H181V161L180 160H178V163H172L173 162V159H175L176 160V162H177V157H175L174 155H176V151H178V154H179V150H176L175 148H172ZM192 147H193V145H191V150H189V151H191L192 152ZM200 147H202V146H200ZM200 147H198L197 146V148L198 149H196L195 148V145H194V149H196V150H198V151H202L201 149H199ZM204 148L205 147H207V149H208V146H205V144H204V146H203ZM218 147V150H219V146H217ZM249 147H250V145H249ZM18 148H20V147H18ZM47 148V149H46ZM110 148V147H109ZM134 147H132L131 149H133ZM139 148H137L136 147V149L139 151V150H141V149H139ZM177 148H178V146H177ZM180 148H181V146H180ZM179 148V149H180ZM189 148H190V145H189ZM203 148V149H204ZM225 148V147H224ZM95 149V148H94ZM105 149H106V147H105ZM120 150H121V146H120V148H119ZM135 149V148H134ZM133 149V150H134ZM174 149V150H173ZM206 149V150H207ZM210 149H212V148H210ZM221 150H222V148H220ZM251 149H254V147H251ZM264 149V147L262 148V153H264L263 150ZM41 150V151H40ZM46 150V151H45ZM113 150H114V148H113ZM119 150V151H120ZM132 150V151H133ZM160 150V151H159ZM185 151H186V149H184ZM206 150L204 149L203 151L204 152H206ZM247 150H248V148H247ZM255 150V149H254ZM118 151V150H117ZM118 151V152H119ZM126 151H128V152H130L131 150H126ZM161 151V149H158V153L159 152H162ZM165 151V150H164ZM174 151H175V154H174ZM197 151V153H199ZM208 151H209V149H208ZM214 151H216V150H214ZM241 151V150H240ZM15 152V151H14ZM110 152H111V150H110ZM135 152H136V150H135ZM171 152H173V156L175 157H173V156H171ZM191 152H190V154H191ZM203 152V153H204ZM217 152V151H216ZM219 152V153H218ZM217 153L218 154H220V155H222L221 154V152L222 151H218ZM224 152H223V155H224V157L225 156H227V154H224ZM247 152L248 151H246V154H247ZM251 151H249V153H250ZM256 152V153H257ZM107 153H109V152H107ZM107 153H105V154H107ZM112 153V152H111ZM110 153V154H111ZM131 153H133V152H131ZM131 153H129L130 154V156H129V154H128V156H129V159H130V157H132V155H131ZM157 153V154H158ZM163 154H161V156L162 155H164V153L165 152H162ZM187 153H188V151H187ZM186 153V154H187ZM208 153V152H207ZM243 153H245V152H242V154ZM248 153V158H249V155H251V153L249 154ZM11 154H13V153H11ZM19 154H20V152H19ZM118 154V153H117ZM160 154H158V156H160ZM165 154V155H166ZM205 154V153H204ZM209 154H210V152H209ZM208 154V155H209ZM213 154H215L214 155V157L216 156V153H213ZM240 154V158L241 157H245V155L243 154V156H242V154L241 153H239ZM253 154V153H252ZM261 154V155H260ZM152 155V154H151ZM164 155V156H165ZM188 155V154H187ZM194 156H198V155H195V154H193ZM200 155H201V157H202V154H199V156H198V158L200 157ZM220 155H218V157L220 156ZM237 155V154H236ZM20 156H21V154H20ZM51 156H54V157H51ZM92 156V157H91ZM94 156H99V159H98V161L97 162H95L94 160H93V157ZM108 156V157H107ZM117 156V155H116ZM128 156H126V158L128 157ZM134 156V155H133ZM154 156H155V154H154ZM160 156V157H161ZM169 156L167 157V158H169ZM178 156V155H177ZM193 156V158H195ZM207 156V155H206ZM209 156H212V155H209ZM208 156V157H209ZM227 156V157H228ZM254 156V157H255ZM12 157V156H11ZM87 157H91L90 159H89V161H91V163L89 164V162L88 163H86V161H87ZM101 157V158H100ZM114 157V158H113ZM118 157H119V155H118ZM159 157V159H160V161H161V158ZM173 157V158H172ZM190 156L188 155V157L186 158V160L188 161V158H189ZM223 156L221 157V158H224ZM226 157V158H227ZM236 157H239V156H235V158H232L231 157V159H232V162L231 163H233V161L235 162V164H234V167H235V165L237 164V166L235 167L236 169L235 170H233V169H231L232 167H233V164H231L230 163V161H229V163H228V160L226 161L227 162V165L229 164V165H231L230 166V168L229 167H227V165H224V164H226L225 162L223 163V162H221V163H223L222 164V166L224 167H227V168H229V169H231V171L234 173V171L236 172V173H234V175H238V176H236V178H240L241 176H240V173L243 171L244 172V174L246 175V174H248V175H250L248 178H250V177H252V181H251V185H253L254 187H258L259 188V186L261 187V192L264 190V189H262V187H264V182H263V180L262 179H264V177H262L264 174H263V172L260 174V175H262L261 177L259 176L258 177V175H257V173H255V172H257V171H259V172H261L260 171V169L264 166V164L263 165H260V166H258V168L259 167H261L259 170L255 167V165H253V159L251 160L250 158L249 159H247V160H251L250 162H251V164H252V170H253V172L255 171L254 169H253V166H254V168H256V170L257 171H255L254 173H252V170H248L247 169V167L248 166H246V169L244 168L242 171H241V168H239L238 170L239 171H241V172H239L238 174H237V167H238V165L241 163V161H240V163H236V161H239V160H237L236 159ZM247 157V156H246ZM253 157V156H252ZM262 157L264 158V156L262 155ZM262 157H260V159L262 158ZM192 158V155H191V157L189 158V159H193ZM203 158V157H202ZM217 160L219 159V158H217V157H215ZM215 158H214V162H216V160H215ZM239 158V159H240ZM262 158V159H263ZM11 159V158H10ZM14 159H15V157H12V160L11 161H14ZM95 159V158H94ZM128 159V160H129ZM136 159V158H135ZM163 159H165V157H163ZM225 159V158H224ZM230 159V160H231ZM234 159H236V160H234ZM167 160H166V162H162L161 161V163H167ZM183 160V161H182ZM186 160L184 161V162H186ZM195 159H193V160H191V163H189L188 165H191V168H189V166L187 167V165H186V163L184 164L185 166V168L184 169H191V170H189V171H184L183 170V168H182V170H181V167L179 168V170L177 169V172H178V174L180 173H183V174H181V175H179V177H178V179H177V177H175L176 175L178 176V174H176V175H174V177L176 178V179H174L173 181H171V183L170 184H167V183H169V179H170V176H168L169 177V179L167 178V176H166V180L168 179V181H166L165 179V181L167 182L166 183V185H165V183H163L162 182V184H164V186H166L167 188H170V186L171 187H173L174 188V190L171 188L170 190H172V191H175V193H172V191H169V189H167L166 187H165V189H164V191H169V192H166L165 193V195L168 193H172V194H178V196H179V194H182V195H180L179 196V198L181 197L182 198V196H183V194H185L186 192H184V193H182L181 191H184V189H187L186 191H188L189 189H191V190H193L192 188H194V187H196L197 185L199 186L201 183H203V179H202V177H201V179L199 180V178H198V181L197 180H195V179H197L196 177L194 178L193 177V175L192 174H195V172L193 171V169H194V166H195V168H196V171H198V172H200V173H202V175H203V173H204V175L206 174V175H208V176H210V177H208V179H210V181H211V176H215V178H216V176L217 175H215V172H212L210 169H207V170H205L206 168H208V167H206L205 169H204V167L203 166H201L200 164L199 165H192V161H194ZM197 160V159H196ZM210 161V162H213V160L211 161V158L209 159H207V158H205L204 159V162H207V161ZM243 160H244V158H243ZM11 161H9V163L11 162ZM119 161H122V160H119ZM131 161V160H130ZM172 161V162H171ZM198 162H200V160H197ZM197 161H196V163H197ZM203 160L201 159V162H202ZM257 161L255 162V159H254V164L255 163H257ZM99 162V163H98ZM123 162V161H122ZM136 162V161H135ZM159 162V161H158ZM245 162V161H244ZM248 162V161H247ZM246 162V163H247ZM250 162H248L247 163V165H251L250 164ZM101 163V164H100ZM123 163H125V162H123ZM148 164H149V162H147ZM181 163V164H182ZM208 163V162H207ZM218 163V162H217ZM246 163H245V165H246ZM5 164V163H4ZM11 164V163H10ZM127 164V163H126ZM167 164H169V163H167ZM193 164H194V162H193ZM209 164V163H208ZM211 164H214L215 165V163H211ZM219 164V163H218ZM258 164V163H257ZM22 165V166H21ZM163 165V164H162ZM183 165V164H182ZM203 165V164H202ZM228 165V166H229ZM242 165H243V167H245L244 166V164H241V167H242ZM259 165V164H258ZM1 166H2V168L4 169L5 167H3V166H5V165H3V164H1ZM122 166V167H123ZM151 166V165H150ZM215 166H217V164L215 165ZM221 166V167H222ZM149 167V165L148 166H146L145 168H143V171L142 172H146L144 169H146V168H148ZM187 167V168H186ZM222 167V168H223ZM240 167V166H239ZM242 167V168H243ZM139 167H137L136 168V171H141V169L139 168ZM214 168V167H213ZM216 168V167H215ZM214 168V169H215ZM118 169V170H117ZM119 169H122V171L121 170H119ZM138 169V170H137ZM158 169V168H157ZM164 169V168H163ZM166 169L167 168H165V171H166ZM172 169V168H171ZM225 169V168H224ZM149 170L151 171V169L149 168ZM168 170V169H167ZM170 170V169H169ZM209 170V171H208ZM219 170V169H218ZM226 170H228V169H226ZM139 171V172H140ZM148 171V170H147ZM149 171V172H150ZM163 171V170H162ZM176 171V169H174V172ZM181 171V172H180ZM182 171H184V172H182ZM193 171V172H192ZM221 172L223 171V169L222 170H220ZM219 171V172H220ZM230 171V170H229ZM132 172V171H131ZM168 172H170V171H168ZM167 171L166 172H163V174L164 173H168ZM173 172V171H172ZM185 172H187V173H185ZM190 172H192V174L190 173ZM217 172V171H216ZM248 172V173H247ZM249 172H250V174H249ZM171 173V172H170ZM212 173H214V175L212 174ZM224 173V172H223ZM132 174V173H131ZM130 174V175H131ZM161 174H159L161 177H162V175ZM171 174H173V173H171ZM219 174V173H218ZM232 173L230 172V174L229 175H231ZM241 174H243V173H241ZM243 174V175H244ZM9 175V174H8ZM133 175H136V173L135 172H133ZM220 175V174H219ZM222 175V174H221ZM226 175H227V177H226ZM226 175L224 176V177H226L227 179L228 178H230V176L228 175V172H226ZM233 174H232V177L234 176ZM245 175L242 177V179H244V180H249V182H250V179H248V178H246L245 177ZM253 175H255V176H253ZM143 176H146V177H143ZM158 176V175H157ZM163 176H165V175H163ZM256 176L258 177L257 179H256ZM198 177V176H197ZM205 177H207V176H204V179H205ZM218 177V176H217ZM220 178V177H219ZM225 178V179H226ZM255 178V179H254ZM260 178V179H259ZM162 179H163V177H162ZM161 179V180H162ZM213 179V178H212ZM221 179V178H220ZM224 178H223V180H225ZM34 180V181H33ZM128 181V183H127V181ZM131 180V181H132ZM161 180H157L158 182H159V184H161ZM171 180V179H170ZM177 181L178 183H182L183 185L184 184H186V185H189L191 182L192 183H194V184H192V185H190L189 187H191V188H184V189H182L183 188V185L182 184H180V189H182V190H177L178 188H176L177 187V182H174V181ZM196 182H194V181ZM203 180V181H202ZM217 181H215L216 182V184H218L219 182L218 181H220L221 182V180H218V179H216ZM236 180V179H235ZM241 180V179H240ZM254 180H257L256 182H258L259 181V183H262V185L263 186H261V184L259 185V183H258V185L259 186H255L254 184H256L257 185V183L256 182H253ZM262 182H261V181ZM154 181V180H153ZM157 181H155V182H157ZM164 181V182H165ZM191 181V182H190ZM202 181V182H201ZM229 183H231L232 184V178H230L229 179ZM242 181V180H241ZM172 182H174V184L172 185ZM208 182V183H207ZM207 182H205L204 181V189H205V186H206V189H205V191H202L201 193H203V192H205V193H210L209 192V190L211 189V187H210V185H209V180L207 181ZM218 182V183H217ZM126 183H127V185H126ZM133 183V182H132ZM132 183H130V185L132 184ZM177 183V184H176ZM211 184H215L214 182L212 183V182H210ZM225 183H227V182H225ZM224 183V184H225ZM244 183V182H243ZM254 183V184H253ZM136 184V185H137ZM158 184V183H157ZM158 184V186H160L159 188H164L163 187V185H162V187H161V185H159ZM207 184V185H206ZM215 184V185H216ZM223 183H222V185L224 186V187H222V190L221 189H219L220 188V186H219V190L220 191H223L224 189H226L227 188V190H224L223 192H226V191H228V190H231L230 191V193H229V191L227 192V193H229V194H231V196H233V197H241L240 195H238V196H235V194L238 192L237 190V192L234 194L232 191H233V189H231V186L229 187L230 189H228V187L226 186V185H228V184H225L224 185ZM231 184H229V185H231ZM142 185V186H143ZM169 185V186H168ZM214 185V186H215ZM127 186V187H126ZM132 186V185H131ZM144 186V187H145ZM148 186V185H147ZM147 186H146V189H147ZM148 186V187H149ZM157 186V185H156ZM193 186V187H192ZM212 186V185H211ZM128 187L131 189V191L130 190H128ZM201 187V186H200ZM207 187H209V188H207ZM213 187V186H212ZM218 186L216 185V188H217ZM226 187V188H225ZM244 187V186H243ZM247 187V186H246ZM245 187V188H246ZM252 187V186H251ZM32 188H33V190H32ZM176 188V189H175ZM214 188V187H213ZM212 188V189H213ZM224 188V189H223ZM239 188V187H238ZM143 189V188H142ZM194 189H197V190H200L201 191V188L199 189V187L198 188H194ZM203 189V190H204ZM244 189V188H243ZM256 188H253V190H255ZM137 190V191H136ZM195 191L196 192V194H197V192L198 191ZM208 190V191H207ZM240 190H242V189H240ZM246 190V189H245ZM253 190L251 189L250 191H251V193H250V191L247 189V191H249V192H247V193H250L251 195H252V193L254 194V192H253ZM126 191H128V192H126ZM199 191V192H200ZM207 191V192H206ZM216 192V189H213V191L211 190V192ZM218 191V190H217ZM256 191V190H255ZM163 192V193H162ZM198 192V193H199ZM219 192V191H218ZM240 192V191H239ZM243 192L244 193H246V191H244L243 190ZM242 191L240 192V194L242 195V193H243ZM261 192L259 193L260 195H261ZM127 193V194H126ZM190 193V192H189ZM193 193V191L190 193L191 195H193L192 194ZM226 193V194H227ZM246 193V194H247ZM264 193V192H263ZM132 195H133V192L131 193ZM136 194V193H135ZM134 194V195H135ZM139 194V193H138ZM138 194H136V195H138ZM151 194V195H150ZM169 194V196H170V198L172 199V197H171V195ZM187 194H188V192H187ZM189 194V195H190ZM213 194H215V195H213ZM213 194H207V197L208 196H210V195H213V197H209V199L208 200H212V199H214L215 198V196L216 197H218V195H220L219 197H221V192H220V194L219 193H217L218 195H216V193H213ZM229 194H227V195H229ZM234 194V195H233ZM249 194V195H250ZM258 194V193H257ZM134 195H133V197H134ZM158 195V196H157ZM165 195H162V197L163 196H165ZM128 198H127V197ZM140 196H141V194H140ZM144 196V195H143ZM168 196V195H167ZM177 196V197H178ZM204 196H205V194H204ZM204 196H203V198H204ZM230 196V197H231ZM245 196V195H244ZM133 197H131V198H133ZM145 197V196H144ZM147 197H145V199L147 200L148 198ZM154 197V198H153ZM166 197V196H165ZM184 197H185V195H184ZM189 197V196H188ZM194 198L195 197H198L197 195H195V196H193ZM225 197L226 196H223V198L225 199ZM246 197H249V196H245V198ZM128 200H127V199ZM138 199H139V195H138V197H137ZM194 198H192L194 201L196 200V199H194ZM199 198V197H198ZM197 198V199H198ZM137 199V200H138ZM148 199V200H149ZM154 199V200H153ZM231 199V198H230ZM235 200L237 199V198H234ZM233 199V200H234ZM249 199V198H248ZM147 200V201H148ZM163 200H165L164 198H163ZM167 200H169V199H167ZM173 200V199H172ZM180 200V199H179ZM207 200V201H208ZM219 200H221V199H219ZM232 200V199H231ZM238 200V199H237ZM236 200V201H237ZM129 202V211L131 212L132 210L131 209H138V210H135L134 212L136 213V215H137V212L139 213H141L142 214V216L141 215H138V216H136V217H134L135 216V214H131L130 215V212H127L126 211V207L128 206H126V202ZM191 201V200H190ZM229 200L227 199L226 200V202H228ZM239 201L241 202V204H243L244 205V207H245V205L247 204V203H245L246 201H244L242 198H239ZM242 201H244V203L242 202ZM249 202H250V200H248ZM139 202V201H138ZM169 202V201H168ZM171 202V201H170ZM175 202V201H174ZM174 202H171L172 204H170V206L171 205H175V203ZM178 202V203H179ZM193 201H191V203H192ZM215 202V201H214ZM213 202V203H214ZM219 202H222L223 203V200L222 201H217V202H215V204L216 203H218L219 204ZM233 202V201H232ZM136 203H137V201H136ZM150 203H146V204H149L150 205ZM164 203H166L165 201H163V204ZM177 203V204H178ZM194 203V202H193ZM208 203V202H207ZM206 202H205V205H204V207H205V209H206V206H207V208L208 207H210V204L208 205ZM224 203H225V201H224ZM262 202H260V204H261ZM145 204V205H146ZM176 204V205H177ZM230 204V202H228V205ZM236 204H239L238 203V201H237V203ZM263 204V203H262ZM262 204H261V206H262ZM167 205V204H166ZM166 205H164V207L166 206ZM172 206V207H169V208H167V209H169V211L171 210V209H173V210H176L175 209V206ZM182 205V204H181ZM180 205V206H181ZM198 205V207H200L199 206V204H197ZM214 205V204H213ZM212 204H211V206H213ZM221 204H219L218 206H220ZM225 205H226V203H225ZM235 205V204H234ZM248 205V206H247ZM246 206V210H249V211H247V212H245V214H247V215H245V216H243V218L244 217H246V216H248L247 218H251L252 220H254L255 221V219H258V221H260V220H262V221H260V222H258V223H255V224H262V228H264V214H261L260 212L258 213L256 210H255V207H252V205L251 204H247ZM7 206V207H6ZM191 206V205H190ZM195 206V205H194ZM232 206V205H231ZM236 206V205H235ZM256 206H258V205H256ZM215 207H216V205H215ZM221 207H222V205H221ZM240 207H242V206H240ZM251 207V208H250ZM15 208V209H14ZM146 209L148 208V205L145 207ZM144 208V209H145ZM183 208V207H182ZM194 208V207H193ZM212 208H214V207H212ZM223 208V207H222ZM228 208H230L229 206H228ZM248 208H250V209H248ZM252 208H254V209H252ZM258 208V207H257ZM263 208H264V205H263ZM13 209V210H12ZM145 209V210H146ZM178 209V210H179ZM200 209H201V211H203L202 210V207H200ZM204 209V208H203ZM209 209V208H208ZM215 210H216V208H214ZM14 210H16V211H14ZM32 210V211H31ZM144 210V211H145ZM184 210H188V212H185ZM207 210V209H206ZM210 210V212H212V211H214L213 209H209ZM232 210V209H231ZM237 210V209H236ZM242 210V209H241ZM245 210V209H244ZM0 211H2V210H0ZM3 211H5V210H3ZM29 211H31L32 213H34V215L32 214V213H30ZM35 211V212H34ZM172 211V210H171ZM177 211V210H176ZM175 211V213H177L178 215H176V216H179L180 217V215H181V213L179 212V211H177L176 212ZM217 211V210H216ZM228 211H229V209H228ZM238 211V210H237ZM134 212H132V213H134ZM155 212V211H154ZM156 212H157V210H156ZM155 212V213H156ZM179 212V213H178ZM195 212V211H194ZM205 212V214L207 213V211H203V213ZM209 212V211H208ZM209 212V213H210ZM225 212V211H224ZM223 212V213H224ZM230 212V211H229ZM234 212V211H233ZM232 212V213H233ZM239 212V211H238ZM237 212V213H238ZM129 213V214H128ZM148 213V212H147ZM154 213V214H155ZM173 213V212H172ZM196 213H197V211H196ZM5 215L7 214V213H4ZM9 214V213H8ZM23 214V215H22ZM30 214V215H29ZM174 214V213H173ZM208 214V213H207ZM206 214V215H207ZM241 214V213H240ZM14 215H16V216H14ZM17 215H19V216H17ZM31 215H33L32 217H33V220H31V223H30V219H31ZM181 215V216H182ZM197 215V216H196ZM227 215V214H226ZM243 215H244V212H243ZM23 216H24V218H23ZM27 216V217H26ZM28 216H30V217H28ZM173 216V217H172ZM199 215L198 214H195V217H198ZM212 216V215H211ZM216 217H217V215H215ZM240 216V215H239ZM241 216H242V214H241ZM9 217H12V216H10L9 215ZM23 218L22 219V221H21V218ZM25 217H26V219H25ZM130 217V218H129ZM131 217L132 218H134L133 220L134 221H132V220H130L131 219ZM141 217V218H140ZM183 217H181V218H183ZM222 217H223V215H222ZM233 217V216H232ZM232 217H231V219H232ZM238 217V216H237ZM236 217V218H237ZM29 218V219H28ZM127 218H129V221L130 222H128V224L126 223V219ZM135 218L139 221H135ZM143 218V219H142ZM209 218V217H208ZM235 218V217H234ZM242 217H240V219H243ZM3 219V218H2ZM1 219V220H2ZM11 219V218H10ZM28 219V220H27ZM145 219V220H144ZM154 219L156 220V221H154ZM237 219H239V217L237 218ZM246 219V218H245ZM247 219L248 221H250L251 223H254V221L252 222V220L250 219ZM260 219V220H259ZM128 220V219H127ZM140 220H142V221H140ZM170 220V221H169ZM228 220V219H227ZM235 220V219H234ZM3 221V220H2ZM28 221V222H27ZM146 221V222H145ZM149 221H150V223H149ZM173 221V220H172ZM214 221V220H213ZM237 221V220H236ZM241 222H244V221H242V220H240ZM239 221V222H240ZM147 222H148V224H147ZM186 222H188V221H186ZM229 222V221H228ZM240 222V223H241ZM6 223V222H5ZM190 223H189V225H190ZM235 223V222H234ZM238 223V222H237ZM236 223V224H237ZM215 224V223H214ZM0 225H2V224H0ZM126 225H130L132 228L131 229H133V230H130V226L128 227V226H126ZM141 225V226H140ZM240 225V224H239ZM242 225H243V223H242ZM244 225H245V223H244ZM3 226V225H2ZM21 226L23 227V224H21ZM136 226H137V228H136ZM182 226V227H181ZM192 226H193V224H192ZM197 226H199L198 228H197ZM250 226V225H249ZM33 227V228H32ZM126 227H128V231H127V229H126ZM191 227V226H190ZM230 227H231V224H230ZM238 227V226H237ZM257 227V226H256ZM258 227H261V226H259L258 225ZM4 228V227H3ZM2 228V229H3ZM205 228V227H204ZM211 228V227H210ZM239 228H241V226L239 227ZM212 229V228H211ZM210 229V230H211ZM214 229H216V228H214ZM231 229V228H230ZM259 229H261V228H259ZM1 230V229H0ZM255 230V229H254ZM261 230H263V229H261ZM264 231V230H263ZM212 232H215V230H212ZM238 232V231H237ZM252 232V231H251ZM254 232V231H253ZM255 232H256V230H255ZM17 233V232H16ZM15 233V234H16ZM247 233V232H246ZM13 234V233H12ZM31 234V235H30ZM215 234V233H214ZM213 234V235H214ZM240 234V233H239ZM248 234V233H247ZM257 234H259V233H257ZM262 234V233H261ZM238 235V234H237ZM9 236H11V234L9 235ZM9 236L7 235V237L9 238ZM247 236V235H246ZM7 237H5L6 239H8ZM214 237L216 238V234L214 235ZM249 237V239L251 238V236H248ZM247 238V237H246ZM264 238V237H263ZM147 239V238H146ZM150 240V239H149ZM255 240V239H254ZM1 241H2V239H1ZM132 241H142V242H133L134 244H136V245H133L131 242ZM257 241V240H256ZM255 241V242H256ZM16 242V241H15ZM14 242V243H15ZM263 242V244H264V241H262ZM14 243H11L12 244V246H13V244ZM160 243V242H159ZM215 243V242H214ZM248 243V242H247ZM255 245V244H254ZM11 246V245H10ZM15 246V245H14ZM261 246V245H260ZM264 247V246H263ZM166 248V249H165ZM184 248H186V249H184ZM262 248V247H261ZM264 249V248H263ZM15 250L17 251V253H15ZM148 250V249H147ZM169 250H172V251H169ZM196 250H198V249H196ZM13 251V252H12ZM150 251V250H149ZM200 251V250H199ZM18 252H19V254H18ZM158 252V253H159ZM186 252V253H185ZM212 253L211 254H213V251H211ZM241 252V251H240ZM8 253V254H7ZM184 253V254H183ZM229 253H230V250H229ZM18 255V256H15V255ZM148 254V253H147ZM188 254V253H187ZM187 254H186V256H185V259H186V257H187ZM204 254V253H203ZM227 254V253H226ZM237 254V253H236ZM145 255V254H144ZM162 255V256H163ZM233 255H235V254H233ZM242 255V254H241ZM166 256V257H167ZM189 256H191V255H189ZM133 257H135V258H133ZM213 257V256H212ZM238 257H240V256H238ZM246 257V256H245ZM210 258V257H209ZM225 258V257H224ZM154 259V258H153ZM219 259V258H218ZM242 259V258H241ZM136 260V259H135ZM134 260V261H135ZM174 260V259H173ZM182 260H184V258L182 259ZM180 261V262H177V261H173V262H171V264H195L196 262H194L193 263V261L191 262L190 260L188 261V263H184L183 261ZM208 260V259H207ZM206 260V261H207ZM213 260H214V258H213ZM217 260V259H216ZM221 260V259H220ZM220 260H217L216 262L218 263V261H220ZM132 261V260H131ZM138 261H139V259H138ZM137 261V262H138ZM141 261V260H140ZM149 261V260H148ZM185 261V260H184ZM187 261V260H186ZM194 261H196V260H194ZM248 261V260H247ZM144 262H146V261H144ZM226 262V261H225ZM228 262V261H227ZM255 263V262H254ZM137 264V263H136ZM140 264H143V262L142 263H140ZM146 264V263H145ZM151 264H153V263H151ZM196 264H199L198 262L196 263ZM215 264V263H214Z\"/></svg>",
	"mask_w": 264,
	"mask_h": 264
},
{
	"label": "rangeland",
	"instance_id": "374dc122",
	"mask_svg": "<svg viewBox=\"0 0 264 264\" xmlns=\"http://www.w3.org/2000/svg\"><path fill=\"white\" fill-rule=\"evenodd\" d=\"M20 1H22V4L20 5V9H21V6L22 7H24V10L22 9V10H20L18 13H17V15H20V16H22L20 19H18V21L16 22V27H18L17 28V30L18 31H20V32H22V34H20V36L23 38V39H25V40H27V39H29V41H24L23 40V42H21V40L20 39H18V37H17V35H13V36H10V35H12V34H15V33H13L14 31L13 30H10V31H8V30H6V32H4L3 33V36L5 37H3L2 35H0V39H1V37L2 38H4V40L2 41V39L0 40V44H1V50H0V53H2V52H5L6 50L5 49H9L10 50V52H12V51H14L13 49H15V48H17L18 50H21V49H26V50H28L29 52H31L30 50H32L33 51V55H31L30 53H28L26 50V54H27V59L25 58V57H23V58H25V59H23V58H20V55H22V54H20L19 55V53L21 52V51H18L19 53L17 54V52H16V58H18V60L16 59V64H15V66H14V64H12V65H9L8 67H6L5 69H0L1 70V73H0V75H1V77H0V79H4L2 82L0 81V84H1V88H0V96L1 97H3V96H5L4 97V99L6 100V102L5 103H7V108H6V111L5 112H7L6 113V115L4 114V116H7V118H5V119H7L8 120V118H9V123H6V132L9 134V133H11L10 131H12V129L13 128H16L17 127V125H18V123H20V118H21V116H20V113L24 116L27 112H29L30 114H34L33 112H35L34 111V107L33 106H35L36 105V103H35V101H34V98L33 97H31V99H29L30 101H29V104H31V105H29V107L28 108H26L25 106H24V100H23V95H22V87H23V85H24V83H25V81L27 80V73H29L30 72V70H31V72L32 73H30L31 74V76H30V74H29V77L28 78H31V79H33V82H36V81H34L35 79L34 78H37L36 76L39 74V73H41V74H39V78H43L44 80H45V82L44 81H42L43 83L42 84H46V85H49V86H51L50 85V82H51V84H53V82H54V84L53 85H59L60 87H58V89H57V86H55L56 87V91H55V93L57 92L58 93V91H60V88H61V90H62V92L60 91V94H59V97L61 96V95H63L64 93H65V91H63V90H65L66 89V87H67V90H69V92H70V94L71 93H73V94H71V95H68L67 94V92L65 93V94H67V96L66 95H63L62 97H60V98H63L64 96L65 97H67V98H69V99H67L66 98V100H70V98H71V100H70V102H71V104H72V106H71V104H70V106L73 108L72 110H74L75 108L77 109L76 111H78V113H80L79 111H85V116H86V118L87 119H89L90 121H88V122H86L87 121V119H86V121L84 122V123H87V125L85 124V128H81L82 127V125H80V127H79V129L81 130V132L82 131H86L87 132V130H90L89 128H92L90 131H92V130H95V129H97L96 131H97V133H95L96 131H93V132H89L88 131V133H86L85 131H84V133L82 132V135H81V132H80V130H79V133L80 134H78V132H77V134L75 135H73V137L75 138V140L77 141L78 140V142H80V143H90V144H93L92 146H94L95 145V147H92L93 148V150H99V151H101V152H103V151H106V152H103V154H104V156H106V155H108L109 154V157L112 155L113 156V152H117V153H114V154H116V155H114V157H116L117 159H118V162H119V164L121 163V164H124L125 166L126 165H131V164H129L130 162L132 163V167H133V165L135 164V165H137V161H139L140 159L139 158H141V157H144L145 156V154H143V156H139L140 155V151L141 152H143V151H149L150 149L151 150H153V152L154 153H152L151 151L150 152H148V153H150V156L152 157V159H150V157H148L147 158V161L144 159L147 155H149V154H147L143 159H141V160H143V163H141L140 161L138 162V163H141V164H143V166H144V162L146 161V165H145V167L146 166H148L149 165V167L148 168H146V169H144L146 172L144 173V172H142L143 171V168H145V167H140V166H142V165H138V166H135L136 168L137 167H139L140 169H141V171L139 172V171H136V168H131V166L130 167H128V168H124V166L123 165H121V167L120 168H122L124 171H125V169H128L130 172H128L127 170H126V176L128 175L129 177H131V176H138V173L141 175V174H144V175H146V173H147V176L149 175V174H153L152 173V170L154 169L153 168V166L155 167V165H156V163H157V165H156V168L153 170V171H155V170H158L159 171V168L161 169V172H162V174H163V172H168V171H170L171 173H173V174H171L170 172H168V173H164L163 175H165V176H163L161 173H158V174H153V176H148L146 179H148L149 177H151V178H149L148 180H145V179H142L141 177H137V178H141L142 180H141V182H144V180H145V182L147 183V181H150L151 179H152V177H154L155 179H153L151 182V185H152V187H154L155 186V191L157 190H163V192H164V194H162V195H165V193L166 192H169V191H172V190H170L171 188L174 190V188L173 187H171L170 186V188H167L166 186V181H168V179H169V177L168 176H170V179H169V183H167V184H170L171 183V181H173L174 179H176L175 177H177V179H178V177H179V175H181V174H183V173H179L178 174V172H177V169L179 170V168L181 167V170H182V168L185 166L184 164L186 163V165H187V167L189 166V168H191V165H188L189 163H191V160H193V159H195L194 161H192V165L194 166L195 164L196 165H201V166H203L204 167V169L206 168V167H208V168H206L205 170H207V169H210L212 172H215V175H217L216 176V178H215V176H211V181H210V179H208V177H210V176H208V175H204V173H203V175H202V173H200V172H198V171H196V168H195V166H194V169H193V171L195 172V174H192V172H190L192 175H193V177L195 178H197V179H195V180H197L198 181V178H199V180L201 179V177H202V179L205 181V182H207L208 180H209V185H210V187H211V189L209 190V192L210 193H208L207 191V193H205V192H203V193H201L202 191H205V189H206V186H205V189H204V181H203V183H201L199 186L197 185L196 187H194V188H198L199 187V189L201 188V191L200 190H197V189H194V188H192L193 190H191V189H189V188H191V187H189L190 185H192V184H194V183H192L191 181V183L189 184V185H186V184H182V183H178L176 180L174 181V182H177L176 184H177V187L176 188H178L179 186H180V184H182L183 185V188L182 189H184V188H188L189 190L188 191H186L187 189H184V191H181L182 193H184V192H186L185 194H183V196H182V198L180 197L179 198V196L180 195H182V194H179V196H178V194H172V193H175V191H172V193L170 194L171 195V197H172V199L170 198V196H169V194L167 193L165 196H163L162 197V195L160 194V196H158V197H161L160 198V200H159V198L157 199L156 197H155V204H156V207L158 208L159 206H157L158 205V202L157 201H161V199H162V201L159 203V204H161L162 203V205H163V207L160 205V209H161V207L163 208V209H161L162 211L164 210V213H166V214H172V215H174V219H172L170 222H172V223H177L178 225H182L183 223V227L186 225V224H188L187 226H188V228H191V229H193L196 225H198V224H194V222L196 223V221H197V219L196 218H198V221H197V223H199V226H197V228L199 227V229L201 228V227H203L202 229H204V230H201V231H203V232H205V230H206V228H207V230L208 231H211V233L209 232V234L210 235H208V236H202V239H201V242L199 241V243L197 242H194L195 243V245L193 246H191L190 248H184V249H186V250H188V251H186L185 253L187 254V257H186V259H185V256H186V254H184V260H182L183 258H182V254H180L181 255V257H177L176 255H175V257H173V256H167L168 254H170V253H168L167 254V250H165V254H166V256L165 255H163V254H161V252H159V248H161V247H159V246H161V245H166V244H170V243H166L165 241H162L161 242V240L160 241H155V239H157V237H152V236H146L144 239L146 240V245H145V251L144 252H146V253H143V255H142V257L140 256L139 258L138 257H133V258H135V259H132V258H130L131 260H130V264H140V263H142L143 262V264H151V263H153V264H171V262H175V261H177V262H180L181 260L184 262V263H188V261L190 260H192L193 261V263L194 262H198L199 264H264V244H263V242L262 241H264V228H262L263 226H262V224H258L259 226H261V227H258V225L257 224H255V223H258V222H260V221H262V220H260V221H258V219H255V221L254 220H252L251 218V220H252V222L254 221V223H251L250 221H248L247 219H249V218H247L248 216H246V217H244L243 218V216H245V215H247V214H245V212H247V211H249V210H246V207L248 206L247 204H251L252 205V207H255V210L259 213H261V214H264V208H263V205H264V190L261 192V187L259 186L260 184H261V186H263L262 185V183H259V181L258 182H256L257 180H254L253 182H256L257 183V185L256 184H254L255 186H259V188L258 187H254L253 185H251L252 183H251V179H252V177H250V178H248L251 174H250V172H249V174L250 175H248V174H244V168L246 169V166H248L247 167V169L249 170L250 168V170H252V164H251V160L253 159V165H255V167L259 170L261 167H259L258 168V166H260V165H263L264 164V162H263V164H261L259 161H257V159H256V157H257V155H258V150H259V148H258V144L256 145L255 144V146L253 145V144H251V143H248L249 145H250V147H249V145L247 146V148H248V150H247V148H245V143H244V140H236V142L234 141V142H223V141H217L216 140V143L218 142L219 143V145H218V143L217 144H215V140H211L212 142H207V140L206 141H204L202 138L201 139H199V140H201V141H199L198 140V136L197 137H195V135H197L196 133L198 132V134L200 133H202L201 135L202 136H206V134L207 133H209L208 132V130L209 129H207L208 128V126H206L205 127V125H204V127H203V125H202V122H203V120L204 119H207V121L205 120L204 122H203V124L204 123H208L209 121H208V117H206V115L203 117L202 116V120H201V118H200V115H197L196 114V112L194 111L195 109L198 111V107H199V104H198V102H201V100H203V102L202 103H204V101L206 100H208V99H210V98H205L204 97V95L203 94H207V91H208V94L206 95V96H208L209 97V95H210V90L208 89V86H206V83H209L210 81L209 80H206V78L208 79V74L209 73H207V72H212L211 70H213V69H211V66L214 64V65H216V66H218L219 67V69L215 66V68H217V69H214V71L216 70V72H213V73H215V74H212V73H210V74H212V76L214 75V79H218L219 77L221 78V76H222V78H223V76H225L224 75V72H225V70L227 71V65H231V63L229 64V60H230V62H231V60L232 59H234V58H236V57H230V58H228V54H230V52H232V50L234 49V50H237V49H235V47H236V45L235 44H233V46H235L234 48H233V46H231L232 45V43H233V41H232V43L229 45V46H227V44L229 43H226L227 41H229L230 39H232L231 37H235V35H233V36H229L228 37V39L229 40H227L226 42H225V44L224 45H226L227 47H229V48H224V46H223V50H222V48H218L217 50H216V52H217V54H216V52H213V53H215V55H217V56H214V54L212 53L211 55L210 54H208L207 52L209 51V49L207 48V49H204V51H207L206 52V54H207V56L204 54L205 52L204 51H202L201 49H203L204 47H202V45H203V42L204 41H202L201 39V37H197V35H193V38H195V39H192V37H191V33H188L186 36H183V37H179V39H181V40H185L184 42H187V44L186 45H188L189 47L191 46V48H189L188 46H183L185 43L183 42V44L181 45V47L180 46H177V45H175V47L173 46V44L171 43L170 44V42H173V41H170V38H172V39H176V42H177V40H178V37H177V34H176V37L177 38H174L175 37V34H174V36H172L171 35V33L173 32V30L171 31H168L167 32V36L169 37V35L168 34H170L171 36H170V38H166V40L167 39H169V45H166L165 43H167V41L165 42V40H164V38L166 37L165 35H162V32H160L161 31V26L163 25L162 23H164L165 21H167V18L164 16V15H162L161 14V8H162V5H163V0H19V2ZM153 1V2H152ZM202 1V2H201ZM201 1H198V2H201V3H199L200 5L199 6H201V9L203 10L204 8V10L206 11H208L207 13H205V15H204V10L202 11V12H200V10H199V12L200 13H203V15L204 16H206V15H208V14H210V15H208V18H212V20L213 19H217V26H219L220 24L222 25V20H223V23L224 22H226L227 21V19H228V22L230 21L231 23H229V24H233V22H234V24L235 23H237V22H235L236 21V19L239 17L240 18V15L242 16V14L241 13H246L247 11L248 12H250L251 11V9H253L254 10V12H256L255 14L257 15V12H259L260 10L259 9H261V12L260 13H258L260 16H256V15H254V13L253 12H250V13H252L253 14V16L252 17H255L256 19L257 18H261L262 20H264V16L263 17H261V15L264 13V4L263 5H261V2H263L264 0H257V2L258 3H260V4H254L253 3V1H255V0H253L252 1V4L251 5H249L248 4V2L246 3L244 0H238L239 1V3H245L243 6H242V4H239L238 5V3L236 4L235 3V7L233 6H230V3L231 2H235L236 0H231V2H230V0L228 1V2H230L229 3V6H228V4H227V0L225 1H222V3H221V1L219 2V0H218V2H219V4L217 3V1L215 0H210V3H211V5H210V3L208 2H205L206 0H201ZM238 1H236V2H238ZM244 1V2H243ZM18 0H8L7 1V3H6V5H7V7H15L18 3ZM213 2H216L217 3V7L219 8V7H222V9L221 8H216V6H215V4L214 5H212L213 4ZM224 2H226V6L224 5ZM12 3V4H11ZM9 4V5H8ZM207 4H209V6L210 7H208L207 6ZM220 4H223L224 5V7H223V5L221 6ZM237 5H238V7H240L241 9L240 10H238V7H237ZM241 5V6H240ZM247 5L248 6H250L251 7V9H250V7L247 9L246 7H247ZM54 6H55V8L57 9V8H60L61 6V8L63 9V11H64V9H65V11H64V13L67 15V13H68V18L67 17H65V15H60V17H59V15L58 14H55V13H52L51 12V10L52 9H55L54 8ZM57 6V7H56ZM153 6V7H152ZM211 6L213 7H215L216 9H213L214 11H217V9L219 10V14L216 12V14H215V12H213V10H212V8H211ZM255 6H257V7H255ZM64 7V8H63ZM204 7V8H203ZM213 7V8H214ZM229 7V8H233L232 10V12L230 13V14H232V13H234L235 11H234V9L239 13L241 10V13H239L238 15H236V12H235V14H233L232 16H234V18H236V19H234L233 17H232V20H230L231 18V16H230V14L228 15V13H229V11H230V9H229V11H227V8ZM243 7V8H242ZM253 7V8H252ZM210 8H211V10H210ZM237 8V9H236ZM256 8V9H255ZM50 9V10H49ZM160 9V10H159ZM175 9H176V7L174 8V11H175ZM220 9H221V11L222 10H224L225 12H226V15L229 17V18H226V19H224L223 17H222V15H223V12H221L222 13V15L220 14ZM244 9H246L245 11H244ZM153 10V11H152ZM250 10V11H249ZM252 10V11H253ZM259 10V11H258ZM68 11V12H67ZM176 11H178V8H177V10ZM262 11H263V13H262ZM67 12V13H66ZM160 12V13H159ZM198 12V13H199ZM224 12V13H225ZM228 12V13H227ZM247 12V14H244V16H245V18L244 17H241L240 18V22H242L243 24H244V26L245 25H247V23L249 22V24H254L253 23V21L255 20H253V21H248V19H247V21H244V19L246 20V16H248V14H250V13H248ZM78 13V14H77ZM146 13V14H145ZM152 13H154V14H152ZM197 13V14H198ZM199 13V14H200ZM211 13H213L212 15L213 16H215V15H217V17H215V18H213V16L211 15ZM262 13V14H261ZM76 14V15H75ZM151 14H152V16H151ZM177 14V13H176ZM198 14V15H199ZM215 14V15H214ZM54 15H56V17H54V19L55 18H57V16H58V18L57 19H55V21L53 20V16ZM198 15H197V18L199 19H201V15H200V17H198ZM220 15H221V17L223 18H221L220 17ZM225 14H224V16H226ZM251 15V14H250ZM25 16V17H24ZM32 16V17H31ZM48 18L49 16H52V17H50L49 19H47L46 17ZM64 16V17H63ZM72 16H73V18H72ZM151 16V17H150ZM154 16V17H153ZM159 16V17H158ZM163 16V17H162ZM210 16V17H209ZM212 16V17H211ZM219 16V17H218ZM36 17H38V18H36ZM43 17H45V18H43ZM153 17V19H151ZM171 17V16H170ZM250 17V16H249ZM252 17H250V18H252ZM63 18H64V20H63ZM66 18V19H65ZM119 18V19H118ZM147 18V19H146ZM160 18V19H159ZM203 18H205V17H203ZM239 18L237 19V20H239ZM242 18H243V20H242ZM8 19H9V17H8ZM154 19H157L156 21L158 22H156V21H154L155 22V26H156V28H157V30H156V28H155V26H154V24H152V21H150V20H154ZM206 19H207V16H206ZM58 20V21H57ZM120 20V21H119ZM215 20H213L214 22H215ZM221 20V21H220ZM225 20V21H224ZM234 20V21H233ZM252 20V19H251ZM16 21V20H15ZM66 21V22H65ZM117 21V22H116ZM198 21H201V20H198ZM202 21H205V22H201L202 24H204L205 26V28H207L208 29V31L209 32H207L205 29V33H207V34H209V35H207V34H205V35H207V36H203V40H205V42L207 43L208 42V39H207V37L209 38V39H216L217 37H220L221 36V34H220V36L218 35L219 33H217L218 32V30H221V29H217V31L216 30H214V32H213V29H212V27L213 28H215V23H213L212 24V22H211V20H209L210 22L209 23H211L212 24V27L210 28L212 31H210L209 30V28L208 27H210V25L211 24H209L206 20H202ZM233 21V22H232ZM64 22L66 23V25H68L67 27H68V32L70 31L71 33L69 34L67 31H66V26H65V28H64ZM221 22V23H220ZM239 22V23H240ZM247 22V23H246ZM250 22H252V23H250ZM119 23V24H118ZM209 24V26H208V24ZM239 23H237V24H239ZM158 24V25H157ZM219 24V25H218ZM229 24H223V25H226V26H229ZM241 24V23H240ZM248 24V26H250ZM206 25L208 26V27H206ZM91 26V27H90ZM152 26H153V28H152ZM216 26V27H217ZM230 26H234V25H230ZM241 26V25H240ZM255 26H257V28L255 27ZM225 27V26H224ZM223 27V28H224ZM253 27H255V29L253 30V31H255L256 29L258 30V31H260L259 30V28H261V26L258 28V24L257 25H254V26H251V27H247V28H253ZM8 28H10L9 26H8ZM150 28H151V30H150ZM219 28H220V26H219ZM226 28V27H225ZM245 28H246V26H245ZM245 28H238V32H242V33H247L246 31H248V32H250V30H247V28L245 29ZM263 28V27H262ZM45 29H49V31H45ZM52 29H53V31H52ZM158 29H160V30H158ZM57 32H59V33H61V34H63L65 31V33H68V34H66L68 37H69V39H68V37L66 36V40L63 38V36H64V34H63V36L61 37V35H60V37H59V35L58 36H55V37H59L60 39L57 41V45H58V48L56 47V49L57 50H55V46H56V44L54 43H52V44H50V42L48 41L49 40V38H50V34L53 32V34H54V32L55 31ZM62 30V32H60ZM169 30V29H168ZM241 30V31H240ZM244 30H246V31H244ZM256 30V31H257ZM8 31V32H7ZM34 31H36V32H34ZM52 31V32H51ZM117 31V32H116ZM157 31H158V33L159 34H157ZM203 31H202V34H203ZM261 31H263L262 29H261ZM28 32H33L32 34L31 33H28ZM41 32V34H39V33ZM49 32V33H48ZM55 32V33H56ZM57 32V33H58ZM146 32V33H145ZM151 32V33H150ZM170 32V33H169ZM213 32L214 33V35L213 34H211V33ZM251 32H252V29H251ZM7 33V34H6ZM8 33H10V34H8ZM107 33V34H106ZM175 33V32H174ZM242 33H239V34H242ZM2 34V33H1ZM5 34H6V36H5ZM46 34H49L48 35V37L47 36H45ZM94 34H96V35H94ZM109 34V35H108ZM193 34V33H192ZM211 34V35H210ZM248 34H250V33H248ZM253 33H251L250 35H252ZM94 35V36H93ZM200 35V34H199ZM204 35V34H203ZM216 35V36H215ZM218 35V36H217ZM223 35V34H222ZM257 34H255V36H256ZM10 37L11 38V41L13 42V44H12V42L11 41H9V40H7L8 38L7 37ZM34 36H36V37H34ZM142 36L143 37H145V39H146V41L148 42H146L145 41V39L144 38H142ZM163 36H165V37H163ZM201 36V35H200ZM211 36V37H210ZM257 36H261V35H257ZM13 37V38H12ZM29 37V38H28ZM38 37H39V39H38ZM150 37V38H149ZM185 37V39H183ZM189 37V38H188ZM223 36H221L220 38H222ZM33 40H32V39ZM37 38V39H36ZM44 38V39H43ZM149 38V39H148ZM190 38L192 39V41L190 40ZM196 38L198 39V40H196ZM13 39V40H12ZM15 39V40H14ZM63 39V40H62ZM142 39V40H141ZM199 39H200V41H199ZM37 40V41H36ZM43 40H45V41H43ZM65 40V41H64ZM132 40V41H131ZM140 40H141V42H143V43H141L140 42ZM6 41H9V42H11V44L9 43V42H6ZM33 41V42H32ZM42 41V42H41ZM59 41H60V43H59ZM150 41V42H149ZM152 41V42H151ZM190 41V42H189ZM199 41V42H198ZM262 41V40H261ZM4 43L5 42V44H2V43ZM16 42V43H15ZM40 42V43H39ZM48 42H49V44H48ZM62 42V43H61ZM146 42V43H145ZM195 42V43H194ZM197 42H198V44H197ZM230 42H231V40H230ZM6 43H8V44H10V47H4V46H7V44ZM89 43V44H88ZM181 43H182V41H181ZM199 43H201V44H199ZM256 43V42H255ZM253 43V45L255 46V47H260V48H262V47H264L263 46V44H264V41H262V43L260 44V42L258 41V44L256 43ZM140 44V45H139ZM144 44V45H143ZM155 44V45H154ZM161 44V45H160ZM174 44H175V41H174ZM196 44V45H195ZM205 44V43H204ZM137 45V46H136ZM172 46V48L171 49H169L170 47L169 46ZM194 45V47H195V49H194V47L192 48V46ZM199 45V47H197ZM207 45H209V44H207ZM249 45H251V52L249 51V53H246V55L244 54L247 50H248V48L246 49L245 47L243 48L244 50H245V52H244V50L241 48V50H243V51H241V53H239V54H243L242 56L240 55V57H238V59H236V64H241L242 62H243V65L244 66H239L238 65V67L239 68H237L236 67V64L234 65L233 63V65H231L232 67L231 68H234V75L236 74L235 73V69H236V72H237V70L239 69V71H245L247 68H248V66H249V75H251L253 72L255 73L254 74V76H252L253 78L256 76V78H257V76L259 77V78H257V79H252V77H251V79H249V80H252V81H257V80H259L260 78H262L263 77V75H260L259 76V74H261V71H260V68L264 65V61L263 60H258V58H259V56H264L263 54H264V51H263V49H262V53H261V50H258V48H256L257 50H258V53H257V50L253 47L252 48V44H249ZM249 45H248V47H249ZM9 46V45H8ZM14 47V48H12V47ZM48 46V48H46ZM139 46H140V48H139ZM160 46V47H159ZM233 48H231V47ZM3 47V48H2ZM43 48V47H45L44 49L46 50V51H48V52H45L44 51V49L42 50V52H44V54L42 53V52H39L40 51V49H38V48ZM54 48V49H52V50H50L49 48ZM146 47V48H145ZM163 47H164V50H163ZM167 47H169L168 49L170 50V51H172L173 50V47H174V53H175V48H176V51H177V53H175L176 55L177 54H179L180 56H174L173 55V51H172V53H170V55H171V59H169V57H167L166 58V55H165V53L167 52V55L168 56H170L169 55V51L167 50ZM183 47H186V48H183ZM219 47H221V46H219ZM12 50H11V49ZM73 48V49H72ZM179 48V49H178ZM183 48V49H182ZM188 48H189V50H188ZM196 48L198 49V50H196ZM232 50H231V49ZM2 49L4 50V51H2ZM37 49H38V51H37ZM65 49V50H64ZM89 49H90V51H89ZM149 49V50H148ZM230 50V52H227L228 50ZM9 50L8 51H6L5 53H4V55H6L7 53H9ZM35 50L37 51V52H39V53H41L42 55H44V56H42V55H40L39 53H37V54H39V56L40 57H44L43 59L42 58H35V57H37L38 55L36 54V52H35ZM55 50V51H54ZM83 50V51H82ZM181 50V51H180ZM185 50V51H184ZM227 50V51H226ZM233 50V51H234ZM254 50V51H253ZM52 53V54H49L50 52ZM186 51H188V53H189V51H192V52H190L189 54H188V57H186ZM197 51L199 54H201V53H203L202 54V56L200 55H198L197 56V52L195 53V52ZM202 51V52H201ZM220 51L222 52V53H220ZM238 51H240V48H239V50ZM60 53V52H62V55H64L63 53H65V55H66V57H68V56H71V58H73L72 56H75L76 55V57L77 56H81L82 57V59H81V57H80V60H79V58H77V59H75V60H77V61H74V62H72V63H74L73 65H72V63H71V61H73V59L71 60V61H68L69 62V65H67V64H65L64 63V61H61V63H60V67H57V66H59V64L57 65H54L55 63H57V61H59V60H57V59H55L54 58V56H53V53ZM165 52V53H164ZM183 54H182V53ZM224 52H226V53H228V54H226V59H227V62H224V61H226V59H224L223 58V56L222 55H225L224 54ZM237 51H235V53H232L231 54V56H233V54H234V56L237 54V56H239V54L238 53H236ZM242 52H244V53H242ZM261 54H260V53ZM22 53V52H21ZM163 53V54H162ZM195 53V54H194ZM3 54V53H2ZM13 53H9V55H11V59L9 60V61H11L12 60V56H14V54L12 55ZM25 53H24V55L23 56H25L26 55ZM47 54L50 56V57H52L51 59H53L52 61L50 60V58H47ZM56 54H55V56H56ZM61 54V53H60ZM190 54H192L191 56H190ZM4 55H3V57H4ZM52 55V56H51ZM59 55V54H58ZM57 55V56H58ZM64 55V56H65ZM162 55V56H161ZM165 55V56H164ZM183 55H185L184 57H182ZM196 55V56H195ZM212 55H213V57H214V59L212 58ZM247 55H249V56H247ZM251 55H252V57H251ZM38 56V57H39ZM48 56V57H49ZM61 56V55H60ZM174 56V57H173ZM194 57V61H192V59H190L191 57ZM208 56H211L210 58H208L207 59V57ZM219 56V57H218ZM230 56V55H229ZM246 56V57H245ZM253 56H254V58H253ZM262 56H261V58H262ZM2 55H0V60L1 61H3L2 60ZM5 57H10V56H5ZM120 57V58H119ZM150 57V58H149ZM162 57H163V59H162ZM165 57V58H164ZM182 57V58H181ZM196 57V58H195ZM202 57V58H201ZM206 57V58H205ZM244 58V61H243V58ZM255 57H256V59H255ZM47 58V59H46ZM176 58V60H173V59H175ZM180 58V59H179ZM207 59V60H205V59ZM221 58H222V60H223V63H222V61H221ZM232 58V59H231ZM240 58V59H239ZM248 58L249 59H251L252 58V60L253 59H255L254 60V63H253V61L252 62H250L251 60H248ZM261 58H259V59H261ZM264 58V57H263ZM262 58V59H263ZM9 59V58H8ZM49 59V60H48ZM132 59V60H131ZM160 59V60H159ZM162 59V60H161ZM166 59H168V60H171V61H168V60H166ZM197 59V61H195ZM198 59H201L200 61L198 60ZM14 60H15V57H14ZM22 60V61H21ZM122 60V61H121ZM164 60V61H163ZM182 60V61H181ZM185 60H187L188 62H192V63H196L197 64V66H195L196 64L194 63V65L191 63V64H189L188 62H186L185 63ZM189 60H191V61H189ZM205 60V61H204ZM235 60V59H234ZM239 60V61H238ZM256 60H258V62L256 63ZM54 61V62H53ZM56 61V62H55ZM125 61V62H124ZM167 61V64L165 63ZM202 61H203V63H202ZM212 62V64H211V66L209 67L211 70L209 71V68H207L208 67V64L209 63H211ZM219 61V62H218ZM249 61V62H248ZM12 62H13V60H12ZM15 62V61H14ZM22 63V64H20L19 65V63ZM51 63V64H49V63ZM52 62H53V64H52ZM66 62V61H65ZM67 62V63H68ZM169 62H171V65H168V63ZM175 62H176V64H175ZM178 62V63H177ZM179 62L183 65V66H185V67H183L181 64H179ZM205 62H208V63H205ZM232 62H235V61H232ZM260 62V63H259ZM25 63L26 64H28L29 63V66H28V69H30V70H28L27 71V73L25 72V71H23V70H21V72L22 73H24V74H20L21 72H20V70H17L16 72H17V76L15 77V75L16 74H14V73H11L10 71L11 70H13L14 69V67L16 68V69H19L20 68V66L22 67V66H24L25 65ZM30 63L32 64L31 66H30ZM172 63H174V65L175 66H172L173 64ZM225 63L227 64V65H225ZM48 64V65H47ZM66 65V68L65 67H63V66H65ZM123 64V65H122ZM163 64H164V66H163ZM170 64V63H169ZM188 64V65H187ZM202 64V65H201ZM204 64V65H203ZM249 64H251V67H250V65ZM256 64L258 65V66H256ZM263 64V65H262ZM16 65H18L19 66V68L18 67H16ZM40 65V66H39ZM47 65V66H46ZM165 65H167V67L165 66ZM180 65H181V67H180ZM189 65L190 66H193V68H194V71L196 70V68L198 67V66H200V67H202V68H200V70H202L203 71V73L204 72H206L205 73V75L204 76H207L206 78L204 77H202V79H203V81H202V79L200 78V80H199V78H197L196 76H198L199 75V73L200 72H202V71H200V72H198V70H199V68L197 69V74L195 75V72H191V73H188V71L192 68V67H190L189 69L187 68V67H189ZM207 65V66H206ZM223 65V66H222ZM242 65V64H241ZM247 67H246V66ZM253 65V66H252ZM26 67H27V65H25ZM39 66V67H38ZM76 66V67H75ZM172 66V67H171ZM195 66V67H194ZM30 67V68H29ZM39 68V69H36V68ZM57 67V68H56ZM70 67H72V68H70ZM162 67V68H161ZM166 67V68H165ZM180 67V68H179ZM244 67H246V68H244ZM255 67V68H254ZM256 67H259V68H256ZM83 68V69H82ZM164 68L166 69V70H164ZM172 69L173 71H172V73H167L168 71H170V69ZM185 68H187V70H186V72H185ZM193 68H192V70H193ZM204 68H207L208 69V71H205L204 70ZM213 68H214V66H213ZM220 68H222V69H220ZM224 68V69H223ZM230 68V66L228 67V70L230 69V71H232L233 69H231ZM240 68H241V70H240ZM251 68V69H250ZM263 68H264V66H263ZM263 68L261 69L262 70V72H263ZM11 69V70H10ZM15 69V70H16ZM24 69V68H23ZM46 69H47V72H49L50 71V69L52 70L51 72H49V74H53V75H49V74H47L48 75V78H46L47 77V75H45L44 74V76L42 75L43 74V70H44V72L45 73H47L46 72ZM161 69V70H160ZM169 69V70H168ZM255 69H256V72H255ZM25 70V69H24ZM36 70V71H35ZM38 70H41V72H38ZM174 70H175V72H174ZM181 70H183V72L181 71ZM192 70H190V71H192ZM220 70V71H219ZM2 71H8V72H10L11 73V77L9 76V74H6V75H4L3 73H2ZM35 71V72H34ZM54 71V72H53ZM105 71V72H104ZM126 71V72H125ZM164 71V73H162V75H161V72H163ZM179 71V72H178ZM189 71V72H190ZM229 71V73H231ZM257 71H259V74L257 73ZM7 72V73H8ZM19 72V73H18ZM37 72V75L35 74ZM55 72H58L57 74H55ZM84 72V73H83ZM154 72H155V74H154ZM171 72V71H170ZM181 72V75H179V73ZM218 72H222V73H219L218 74ZM248 72L246 71V77L248 76L249 77V75H247L248 74ZM66 73V74H65ZM144 73V74H143ZM176 73H178V74H176ZM226 73V75H227V73H228V71L227 72H225ZM228 73V74H229ZM12 74H14V75H12ZM35 74V75H34ZM166 74L167 75H170V76H168L169 78V81H171L172 83H170V84H168V83H166L167 84V86H166V84H165V82H167L168 80H167V77L165 78V76H166ZM183 74V75H182ZM192 76H191V75ZM222 74V75H221ZM61 75V76H60ZM131 75V76H130ZM178 75H179V77H183V79L184 78H187L188 77V81H183V82H185V83H190V82H192L194 79H192V78H197L198 80H199V82H202L201 83V87L202 88H200V90L201 91H203V87L205 86V88H207L206 89V91L204 90L202 93L201 92H199L198 91V89H199V87H200V84L199 83H197L196 82V84L198 85L199 84V87H198V89L196 88H194L192 85H191V83L190 84H188V85H191L192 87H193V89H192V91L190 90V88H191V86H188V88H187V90L189 89V91H187V94H186V92H184V91H186V90H184V89H186L184 86H186L187 87V84H185V83H183V82H181V83H178V81H179V78L178 79H176L175 80V77L177 78L178 77ZM190 75V76H189ZM200 75H201V73H200ZM203 75V74H202ZM219 77H218V76ZM234 75L232 74V75H230V76H232V77H234ZM237 75V74H236ZM253 75V74H252ZM2 76H3V78H2ZM6 76V77H5ZM46 76V77H45ZM50 76H54L53 77V79L51 80V78L52 77H50ZM162 76H164L163 78H162ZM185 76H187V77H185ZM195 76V77H194ZM211 75H210V77H212ZM5 77V78H4ZM49 77H50V79H49ZM57 78L58 80H54V78ZM210 77H209V79H210ZM227 77L229 78V76L227 75ZM226 77V78H227ZM237 77V76H236ZM236 77H234V78H236ZM238 77H241V76H239L238 75ZM243 77H244V74H243ZM246 77H244V79L246 78ZM38 78V79H39ZM161 78H162V80L163 81H161ZM213 78V77H212ZM264 78V77H263ZM42 79V80H43ZM61 79H64V80H69V83L68 82H66V81H64V80H61ZM103 79V80H102ZM128 79V80H127ZM167 81H166V80ZM182 79V78H181ZM192 81H191V80ZM8 80V81H7ZM24 80V81H23ZM71 80H72V85H74L73 83H77L76 85H75V87L74 86H72L71 85V87H69L70 86V82H71ZM132 80V81H131ZM246 81H244V82H247L248 81V79L246 78L245 79ZM31 82L32 80H30V79H28V82ZM39 82L41 81V80H38ZM74 81V82H73ZM103 81V82H102ZM168 81V82H169ZM176 81V82H175ZM195 81H196V79H195ZM207 81V82H206ZM57 82V83H56ZM132 82V83H131ZM194 82V81H193ZM192 82V83H193ZM203 82H204V86H203ZM206 82V83H205ZM248 82H250V81H248ZM32 83V82H31ZM56 83V84H55ZM58 83H60V84H58ZM61 83L63 84V85H65L66 87H65V89L63 88L64 86L63 85H61ZM104 83V84H103ZM129 83V84H128ZM133 83H135L137 86L135 87V85L133 84ZM139 83V84H138ZM163 83H164V85H163ZM175 83H177V84H175ZM195 83V82H194ZM193 83V84H194ZM34 84V83H33ZM163 85L164 86V89H163V91L165 90V86H166V90L169 88V87H171V88H169V92L171 93V95L170 96H172V95H174V94H177V96H173V98L172 97H170L169 95H167V94H170V93H168V91H166V93H163V96L162 95H159L158 94V86L159 85ZM179 84V85H178ZM30 85V84H29ZM78 85H80L81 86V88L80 87H78ZM106 85V86H105ZM128 85H130V87L128 86ZM173 85H178L179 87H175V86H173ZM184 85V86H183ZM134 86V87H133ZM140 86H142L141 88H139ZM169 86V87H168ZM182 86V87H181ZM194 86H195V84H194ZM24 87H25V85H24ZM23 87V88H24ZM26 87H27V85H26ZM54 87V88H55ZM73 87V88H72ZM133 87V88H132ZM145 87V88H144ZM148 87H149V90H148ZM172 87H175V89H174V91H177V92H173V88ZM197 87V86H196ZM84 88V90H82ZM126 88V89H125ZM180 88V89H179ZM184 88V89H183ZM74 89V90H73ZM133 89V90H132ZM114 90V91H113ZM125 90V91H124ZM146 90V91H145ZM180 90V91H179ZM196 90H197V92L198 93H200V94H202V95H199V94H197V92H196ZM74 91V92H73ZM127 91V92H126ZM128 91H130V92H128ZM133 91H134V93H133ZM137 91V92H136ZM174 93V94H172V92ZM191 91V92H190ZM194 91V92H193ZM64 92V93H63ZM82 92V97L80 96V93ZM115 92V93H114ZM149 92H151V93H149ZM182 92V93H181ZM196 92V93H195ZM53 93V92H52ZM56 93V94H57ZM105 93V94H104ZM109 93V94H108ZM114 93V94H113ZM127 93H129V94H127ZM133 93V94H132ZM136 93V94H135ZM138 93H139V96L138 97H140L139 99H138V97H137V95H138ZM144 93V94H143ZM179 93L182 95V96H180L179 95ZM189 93H191V94H189ZM192 93H195V96H194V94H192ZM30 94H31V92H30ZM33 94V93H32ZM55 94V95H56ZM113 94V95H112ZM117 94V95H116ZM128 96H127V95ZM147 94V95H146ZM166 95V98H163V97H165V95ZM191 95V99L189 98L190 96L189 95ZM52 95V94H51ZM54 95V94H53ZM133 95H135V96H133ZM183 95H185V96H183ZM57 96V95H56ZM70 96V97H69ZM80 98H79V97ZM131 96V97H130ZM144 96V97H143ZM178 96H180V97H182V99L183 98H185L186 96H187V99H185V101L187 102V101H189V102H192V103H188L189 104V106L191 107L192 105L191 104H194L193 102H194V100H192V99H194L195 98V100L198 98V100H197V102L195 101V104H196V106L195 105H193V107H191L192 109L194 108V106L196 107L193 111L195 112H191V113H188V112H190V110H192V109H190V108H188V109H186V107H189V106H187L186 104H184L185 105V111L183 110L184 108L182 107L183 105V103L182 104H180V102L179 101H184V100H182V99H180ZM193 96V97H192ZM196 96H200V97H197L196 98ZM50 97V96H49ZM58 97V98H59ZM64 97V98H65ZM76 97H78L77 99H76ZM135 99H134V98ZM151 97V98H150ZM163 98V102H162V98ZM204 97V98H203ZM211 97V96H210ZM33 98V99H32ZM59 98V99H60ZM63 98V99H64ZM72 98H74L75 100H73ZM132 98V99H131ZM142 98V99H141ZM144 98V99H143ZM167 98H168V101H167ZM169 98H171V101L173 102H175V103H179L180 104V106H179V104L177 103V104H174V102H173V104L172 105H174V106H172V110H169V108H171V107H169L168 106V104L166 105V103H165V101H167L169 104L170 103H172L170 100H169ZM91 99V100H90ZM99 99V100H98ZM176 99H178V101L176 100ZM200 99V100H199ZM33 100V101H32ZM49 100H52V99H49ZM48 100V101H49ZM65 100V99H64ZM73 100V101H72ZM77 100V101H76ZM78 100H80V101H78ZM87 100H89V102L87 101ZM98 100V101H97ZM109 102H108V101ZM113 100V101H112ZM132 100V101H131ZM134 100V101H133ZM137 100V103L135 102ZM32 101V102H31ZM59 103H63V100H61V102L59 101V100H57ZM114 101H115V103H114ZM119 101V102H118ZM185 101H184V103H185ZM206 101H205V103L204 104H206ZM58 102H56V103H58ZM65 102V101H64ZM68 102V101H67ZM70 102H68V105H69V103ZM80 103V104H76V103ZM120 102L122 103V104H120ZM128 103V104H126V103ZM156 102V103H155ZM263 102H264V100H263ZM46 103V105H44L43 103H41V108L42 107H44V106H46L45 107V111H48L46 114L48 115L47 116V121H49V122H51V119L52 120H54V117H52V116H55V114H54V108L55 107H52L51 108V106H49V102L47 103V101L45 102ZM75 103V105H73ZM117 103V104H116ZM118 103H119V105H118ZM124 103V104H123ZM133 103L135 104H137V105H133ZM139 103V104H138ZM165 104V105H162V104ZM50 104H52L51 102H50ZM54 104V103H53ZM66 103H64L63 105H65ZM86 104V105H85ZM133 106H132V105ZM217 104L219 105V101L217 102ZM67 105V104H66ZM114 105V106H113ZM123 105V106H122ZM128 105V106H127ZM129 105H131L132 107H135L134 109H133V113L135 112V118H134V114H129V113H131L132 111H129V110H131V106L129 107ZM182 105V106H181ZM52 106H54V105H52ZM60 106H61V104H60ZM83 106V107H82ZM120 106H122V107H120ZM126 106V107H125ZM136 106H137V108H136ZM141 106V107H140ZM144 106V107H143ZM160 106V107H159ZM164 106H167V107H164ZM171 106V105H170ZM179 106V107H178ZM49 107V108H48ZM66 107L67 106H65V109H66ZM78 107V108H77ZM128 107V108H127ZM169 107V108H168ZM174 107V108H173ZM175 107H178V108H181L180 109V113H179V109L178 108H176V110H174L175 109ZM34 108V109H33ZM63 108H64V106H63ZM63 108H62V110H63ZM81 108V109H80ZM122 108V109H121ZM125 108V109H124ZM130 108V109H129ZM165 108H167V109H165ZM261 109H263L264 110V103H263V105L260 107ZM68 110H67V112L69 111V112H71L72 113V111L71 110H69V108H67ZM71 109V108H70ZM105 111H104V110ZM136 109H139V113H144V115H142L143 117H145L146 118V120H145V118H143L140 114V118L141 119H136V117L137 118H139V115H138V111L136 110ZM151 109V110H150ZM190 109V110H189ZM28 110V111H27ZM124 110H126V112H127V110H128V112L129 113H127L128 114V116H127V114H125V113H123V112H125ZM135 110V111H134ZM145 112H144V111ZM151 112H150V111ZM167 110V111H166ZM220 110V109H219ZM20 111V112H19ZM32 111V112H31ZM63 111H65V113H66V110H63ZM142 111V112H141ZM162 111V112H161ZM166 111V112H165ZM170 111V112H169ZM172 111V112H171ZM174 111H175V113H174ZM178 111V112H177ZM66 113V115H68L69 116V114L70 113ZM114 112V113H113ZM120 112V114H118ZM176 112H177V114H180V115H177L176 114ZM9 113H11V116L9 117L8 115H10ZM136 113H137V116H136ZM153 113V114H152ZM163 113V115L164 116H162L161 114ZM164 113H166L167 114V116L168 117H170V119L168 118V117H165V115L166 114H164ZM183 113V114H182ZM188 113V114H187ZM51 114V115H50ZM118 114V115H117ZM121 114L124 116V118H123V116H121ZM171 114V115H170ZM191 114H194V115H196V117L198 116V118H196L197 120H196V122H193V120L195 119V118H193V116L191 115ZM115 115H117V116H115ZM132 116L133 118H134V121L135 122H132L133 121V119H132V117L130 118V116ZM178 116V117H180V118H178V120H177V117L175 118V116ZM189 116V118L191 119V117L193 118V119H189L188 120V118H187V116L184 118L183 116ZM17 116V117H16ZM119 116V117H118ZM128 117V120H130V121H128L129 123H130V125H128L127 123H126V119H127V117ZM159 116V117H158ZM191 116V117H190ZM52 117V118H51ZM113 117H115L116 118V120H115V118L114 119H112ZM119 119H121V120H119ZM121 117V118H120ZM151 117H152V119H151ZM155 117V118H154ZM164 117V118H163ZM91 118V119H90ZM95 118V119H94ZM105 118V119H104ZM130 118V119H129ZM162 118H163V120H162ZM165 118H167L168 120H170V122H171V125L174 127H169V128H171L170 130L173 132L172 134L174 135V134H177L178 136H180V134H179V132H181V134H183V135H185L184 136V138H183V140L185 141V142H183L182 140H181V138L180 137H177V135H175L176 136V142H178L177 141V138H180V141L181 142H183V144H181L180 142H178L179 143V145L181 146V148H180V146L178 145V144H176L175 145V143L173 144V142L172 141H170V140H168V139H170L171 138V135L169 136L170 138H168V136L166 135V131H168L169 132V130H167V129H165L166 127L165 126H169L170 125V123L169 122H166V123H169L168 125L166 124V123H164L165 122ZM173 118L176 120L175 121V123L176 124H172L174 121H173ZM2 119V118H1ZM14 119H17V120H14ZM50 119V120H49ZM14 120V121H13ZM140 120H144V122L143 121H140ZM184 122V121H189V123H187V122H182V121ZM201 122V123H199V121ZM13 121V122H12ZM16 121V122H15ZM17 121H19L18 123H17ZM115 121V122H114ZM121 121H122V123H121ZM137 121V122H136ZM138 121H140L141 123L143 122V125L145 124L146 125V123L148 124L147 126L149 127H146L145 125V127H142V124L140 123H138ZM160 121V122H159ZM173 121V122H172ZM181 121V122H180ZM156 122V123H155ZM161 122H163V124L165 125V126H163L162 125V123ZM180 122V123H179ZM191 122H192V125H194V126H192L191 125ZM14 123L15 124H17V125H15L16 127H14ZM47 123V122H46ZM83 123V122H82ZM123 124L124 125V127H123V125H121V124ZM139 124V126L137 125V124ZM197 123L199 124V125H197ZM206 123V125H210V123H208L207 124ZM133 124V125H132ZM11 125H13V126H11ZM140 125H141V128H140ZM157 125V126H156ZM162 125V126H161ZM202 125V126H201ZM129 126H131L130 128H128ZM135 126H137V128L135 127ZM159 126V127H158ZM161 126V127H160ZM188 127L189 126V129L188 128H186V127ZM9 127V128H8ZM12 127V128H11ZM83 127H84V125H83ZM86 127H88V129H86ZM107 127V128H106ZM111 127V130L110 129H108V128H110ZM126 127V128H125ZM132 127H134V128H136V133L137 132H139V130L141 129V131H142V129L144 130V133H143V131H142V134L141 133H139V134H141V136H142V138H144V139H142L141 138V142L144 140H147V142H145V144L148 146V147H146V145H144L148 150H146L145 148H139V146H140V144H139V141L137 140V141H135L137 138H135V137H137V135L134 137L133 136V139H132V137H129L130 135H128V133L130 134L131 132V130H132ZM151 127V128H150ZM156 127V128H155ZM157 127L159 128V129H157ZM163 127V129H165L164 131L162 130L161 131V128ZM184 127V128H183ZM195 127V128H194ZM218 127H220V124H219V126ZM140 128V129H139ZM145 128H146V131H147V133L145 132ZM168 128V127H167ZM191 128V129H190ZM9 129H10V131H9ZM82 129H84V130H82ZM106 130L104 133V135L102 134V132L101 133H99L100 131L99 130ZM129 131L130 129V131L128 132L127 130ZM150 129H151V131H150ZM188 129V130H187ZM194 129V130H193ZM200 131H199V130ZM202 129L205 131V134H203L204 133V131H202ZM133 130V131H134ZM152 130H155V131H152ZM178 130V131H177ZM181 130V131H180ZM140 131V132H141ZM149 131H150V137H152V139L155 141V143H153V141L152 140H150L151 138L149 137V135H148V133H149ZM162 132L161 133V135H165L168 139H166L165 137H163V136H161L160 135V132ZM192 131L194 132V133H192ZM126 133V132H128L127 133V135H125L124 133ZM153 132H155V135L153 134ZM166 132V133H165ZM186 132V133H185ZM207 132V133H206ZM91 133V134H90ZM92 133L94 134V137H93V135H92ZM147 135H146V134ZM96 134H97V136H96ZM100 134L103 136V137H101L100 136ZM107 134H110V135H112V136H114L115 137V139L117 138H119V141L118 140H110L112 137H109V135H107ZM125 136V138H124V140L125 141H127V139H128V137H129V139L131 140V143H130V140L128 139V141L127 142H124L123 144H122V141H124L123 139H122V137H123V135ZM138 134V135H139ZM154 135V138H153V135ZM158 134V135H157ZM167 134H171V133H167ZM199 134V136H201ZM85 135V136H84ZM89 135V136H88ZM146 135V136H145ZM161 137H160V136ZM183 135L181 136V137H183ZM189 135V136H188ZM68 136V135H67ZM87 136V137H86ZM106 136H107V138H106ZM117 136H119V137H117ZM126 136H127V139H126ZM140 136V135H139ZM138 136V137H139ZM140 136V137H141ZM145 136V137H144ZM156 136H157V142H156ZM191 136V137H190ZM207 136H208V134H207ZM68 137H72V135H69ZM77 137H79V138H77ZM84 137V138H83ZM97 137V138H96ZM100 137V138H99ZM109 137V138H108ZM121 137V138H120ZM147 137V138H146ZM149 137V138H148ZM33 138H34V135H33ZM66 138V136L64 137V139ZM81 138H83V141H82V139ZM89 138V139H88ZM92 138V139H91ZM173 138V137H172ZM172 138H171V140H172ZM188 138V139H187ZM63 139V140H64ZM100 139V140H99ZM120 139H122V141L120 140ZM175 139V138H174ZM174 139H173V141H174ZM34 140V139H33ZM62 140V141H63ZM79 140H81V141H79ZM87 140V141H86ZM92 140V141H91ZM158 140H159V142H158ZM166 140V141H165ZM203 140V141H202ZM11 141H13L14 142V140L13 139H10V152L11 153H13V154H11L10 153V155L8 156V158H1L2 157V155H0V188L2 189L3 187H7V188H9V184H10V181H11V177H12V175H14V176H17V175H19V171H20V163H19V161H18V159L17 158H21V159H23V146L20 144H18V145H12V143H11ZM86 141V142H85ZM95 141H97V142H95ZM103 141H105V143H104V145H103ZM107 141H108V143L111 141V142H113V143H111V144H113L114 146H116L117 144H119L120 146H121V150L119 149L120 148V146H118L117 145V147L118 148H116V147H113L114 148V150H113V148L111 147V146H113V145H111L110 146V144H108L107 143ZM133 141H134V143H133ZM151 141V142H150ZM187 141V142H186ZM31 142H33L32 141V135H31ZM137 142H138V144H137ZM140 142V143H141ZM161 142H162V144H161ZM206 142V143H205ZM246 142V141H245ZM116 143V144H115ZM127 143H130L128 146H131L130 147V149H126V147H125V145L127 144ZM143 143V142H142ZM156 143L157 144H161V145H163V146H166V149L168 148V147H170V149H171V146H173L172 148H175L176 150H179V154H178V151H176L177 153H176V155H174L175 157H177V162H176V160L175 159H173V162L172 163H178V160H180L181 161V157H180V152L182 153V151H180L181 149L184 151L182 154H181V156L183 157V154L186 156V157H183L185 160H186V158L188 157V155L191 157V155H192V158H193V154H195V155H198L199 156V154H202V157H201V155H200V157L198 158V156H194L195 158H193V159H189L188 158V161L186 160V162H184L183 160V165L181 164V163H178V166L179 167H177L176 168V166L175 167H173L174 165H172V167L171 166H169L170 165V162H168V160L170 159V160H172L171 158H170V156L168 155V152H167V154H166V149H164L163 148V151H162V146H160V144H159V146L157 147L156 146ZM168 144V145H170V146H167V145H164V144ZM186 143H188V144H186ZM191 143V144H190ZM210 143V145H208ZM213 143V144H212ZM227 143V144H226ZM229 143V144H228ZM99 144V145H98ZM105 144H108V145H106L105 146ZM204 144H205V146H208V149H209V151H208V149H207V147H203L204 146ZM215 144V145H214ZM230 144H233L234 146L233 147H237V148H239V151L238 152H235L234 154H232V155H230V159H231V157L232 158H235V156H239V157H236V159L237 160H239V161H236V163H240V161H241V163L238 165V167H237V174L239 173V172H241L242 170L244 171H242L241 173H243L244 175H245V177L246 178H248V179H250V182H249V180H244V179H242V177L244 176L243 174H241L240 173V178H236V176H238V175H234V173H236L235 171H234V173L232 172L233 170H235L236 168V166H237V164L235 165V167H234V164H235V162L233 161V163H231L232 162V159L230 160L229 159V151H230V149H233L232 148V145H230ZM31 145H33V143L31 144ZM122 145L124 146L123 148H122ZM133 145V146H132ZM189 145H190V148H189ZM191 145H193V147H194V145H195V148L196 149H198L197 148V146L198 147H200V146H202V147H200L199 149H201L202 151L200 152V151H198V150H196V149H194L193 147H192V152L191 151H189V150H191ZM197 145V146H196ZM211 145H213V146H211ZM223 145V146H222ZM228 145H230V146H228ZM262 145L263 144H260V146L262 147ZM46 146V145H45ZM99 146V147H98ZM103 146H105L106 147V149H105V147L103 148ZM127 146V145H126ZM142 144H141V147H144ZM177 146H178V148H177ZM217 146H219V150L220 151H222L221 152V154L222 155H220V154H218L219 152V150H218V147ZM220 146H222V147H220ZM226 146H228V149H227V147ZM18 147H20V148H18ZM44 146H42L40 149H42V151L44 152V149H45V147L43 148ZM110 147V148H109ZM132 147H134L133 149H131ZM136 147L137 148H139V149H141V150H137L136 149ZM225 147V148H224ZM251 147H254V149H251ZM263 147H264V145H263ZM262 147V148H263ZM47 148H49V147H47ZM46 148V149H47ZM95 148V149H94ZM150 148V149H149ZM180 148V149H179ZM206 150V152H204L203 150L204 149ZM210 148H212V149H210ZM220 148H222V150L220 149ZM262 148H261V152H259V153H261L263 156H264V153H262ZM158 149H161V151L162 152H165L164 153V155H162L161 156V154H163L162 152H157L158 151ZM169 149V148H168ZM167 149V151H169ZM184 149H186V151L184 150ZM189 149V150H188ZM223 149H225V151L226 150H229L228 152H224V150ZM258 149V150H257ZM110 150H111V152H110ZM119 152H118V151ZM126 150H131L130 152H128V151H126ZM133 150V151H132ZM135 150H136V152H135ZM165 150V151H164ZM174 150V149H173ZM214 150H216V151H214ZM241 150V151H240ZM264 150V149H263ZM15 151V152H14ZM41 151V150H40ZM46 151V150H45ZM160 151V150H159ZM170 151H172V150H170ZM170 151H169V153H170ZM187 151H188V153H187ZM197 151L199 152V153H197ZM246 151H248L247 152V154H246ZM249 151H251L250 153H251V155H249V158L251 159L250 161L249 160H247V159H249L248 158V153H249ZM19 152H20V154H21V156H20V154H19ZM107 152H109V153H107ZM131 152H133V153H131ZM137 152H139L138 154H137ZM190 152H191V154H190ZM205 154H204V153ZM208 152V153H207ZM209 152H210V154H209ZM223 152H224V154H227V156H225L224 157V155H223ZM242 152H245V153H243L244 155H245V157H241L240 158V154L239 153H241L242 154ZM257 152V153H256ZM264 152V151H263ZM105 153H107V154H105ZM111 153V154H110ZM129 153H131V155H132V157H130V159H129V156H130V154ZM160 154V156H158V154ZM188 155H187V154ZM213 153H216V156L215 157H217V158H219L218 160L214 157V155L215 154H213ZM232 152L230 151V154H231ZM249 153V154H250ZM253 153V154H252ZM128 154H129V156H128ZM152 154V155H151ZM154 154H155V156H154ZM173 154V152H171V156H173L172 155ZM174 154H175V151H174ZM212 155V156H209V155ZM237 154V155H236ZM243 154H242V156H243ZM254 154H257L256 156L254 155ZM260 154V155H261ZM118 155H119V157H118ZM134 155V156H133ZM139 156V158H137L138 156ZM178 155V156H177ZM207 155V156H206ZM218 155H220L219 157H218ZM262 155L261 156H258L259 157V160H264V158L262 157ZM15 157V159H14V161H11L12 160V157ZM23 156V157H22ZM126 156H128L127 158H126ZM169 156V158H167ZM173 156V157H174ZM209 156V157H208ZM224 157V158H221V157ZM247 156V157H246ZM253 156V157H252ZM255 156V157H254ZM51 157H54V156H51ZM92 157V156H91ZM91 157H87L88 159H87V161H86V163H88L89 162V164L91 163V161H89V159L91 158ZM108 157V156H107ZM113 157V158H114ZM159 157L161 158V161L162 162H166V160H167V163H169V164H167V163H161V161H160V159H159ZM163 157H165V159H163ZM172 157V158H173ZM174 157V158H175ZM180 157V158H179ZM229 159H227V158ZM260 157H262L261 159H260ZM11 158V159H10ZM19 158V159H20ZM95 158V159H94ZM101 158V157H100ZM111 158V157H110ZM136 158V159H135ZM205 158H211V161L213 160V162H210L209 160L207 161V162H204V159ZM214 158H215V160H216V162H214ZM240 158V159H239ZM243 158H244V160H243ZM98 159H99V156H94L93 157V160L95 161V162H97L98 161ZM129 159V160H128ZM200 160V162H198L197 160ZM201 159L203 160L202 162H201ZM236 159H234V160H236ZM254 159H255V162L257 161V163L259 164H257V163H255L254 164ZM119 160H122L123 162H125V163H123L122 161H119ZM131 160V161H130ZM151 160H157V161H153L152 163L154 164L155 163V165H153L152 166V163L150 162ZM228 160V163H229V161H230V163L231 164H233V167L231 166V165H227V161ZM9 161H11L10 163H9ZM136 161V162H135ZM159 161V162H158ZM196 161H197V163H196ZM245 161V162H244ZM250 162V164L251 165H247V163L248 162ZM147 162H149V164L147 163ZM193 162H194V164H193ZM219 164H218V163ZM221 162H225L226 164H224V165H227V167H229L230 168V166L232 167L231 169H233L232 171H231V169H229V168H227V167H223L222 166V164L223 163H221ZM247 162V163H246ZM5 163V164H4ZM99 163V162H98ZM127 163V164H126ZM211 163H215V165L217 164V166H215L214 164H211ZM245 163H246V165H245ZM1 164H3V165H5V166H3V167H5L4 169L2 168V166H1ZM101 164V163H100ZM163 164V165H162ZM203 164V165H202ZM241 164H244V166L245 167H243V165H242V167H241ZM151 165V166H150ZM22 166V165H21ZM123 166V167H122ZM223 168H222V167ZM240 166V167H239ZM186 167V168H187ZM215 169H214V168ZM250 167V168H249ZM138 168V169H139ZM149 168L151 169V171L149 170ZM158 168V169H157ZM164 168V169H163ZM165 168H167L166 169V171H165ZM172 168V169H171ZM185 168V167H184ZM183 168V170L184 171H189V170H191V169H184ZM225 168V169H224ZM239 168H241V171H239L238 169ZM256 168H254V166H253V169L255 170V171H257L256 170ZM122 169H119V170H121L122 171ZM137 169V170H138ZM170 169V170H169ZM174 169H176V171L174 172ZM219 169V170H218ZM223 169V171L221 172L220 170H222ZM226 169H228V170H226ZM246 169V170H247ZM118 170V169H117ZM148 170V171H147ZM163 170V171H162ZM230 170V171H229ZM249 170V171H250ZM132 171V172H131ZM150 171V172H149ZM173 171V172H172ZM184 171H182V172H184ZM209 171V170H208ZM217 171V172H216ZM220 171V172H219ZM254 171V172H255ZM260 171L261 172H259V171H257V172H255V173H257V175H258V177L260 176H262V175H260L262 172H263V174H264V166L260 169ZM133 172H135L136 173V175H133ZM138 172V173H137ZM181 172V171H180ZM224 172V173H223ZM226 172H228V175L230 174V172L234 175L233 177H232V174L231 175H229L230 176V178H232V184L231 183H229L230 181H229V179L230 178H226L227 177V175H226ZM253 172V170H252V173H254ZM132 173V174H131ZM155 173H157V171H155ZM185 173H187V172H185ZM220 175H219V174ZM246 173V172H245ZM248 173V172H247ZM260 173V174H259ZM9 174V175H8ZM131 174V175H130ZM159 174H161L162 175V177H163V179H162V177L159 175ZM176 174H178V176L176 175ZM213 175H214V173H212ZM222 174V175H221ZM158 175V176H157ZM174 175H176L175 177H174ZM226 175V177H224ZM128 176H127V178L126 179H128ZM166 176H167V180L165 179L166 178ZM198 176V177H197ZM201 176V177H200ZM204 176H207V177H205V179H204ZM253 176H255V175H253ZM143 177H146V176H143ZM222 179H220V178ZM257 176H256V179L258 178ZM262 177H264V175L262 176ZM261 177V178H262ZM213 178V179H212ZM223 178L225 179V180H223ZM244 178V177H243ZM139 179L137 180V181H139ZM162 179V180H161ZM166 181H165V180ZM216 179H218V180H221V182L220 181H218L217 183L218 184H216V182L215 181H217ZM236 179V180H235ZM242 181H241V180ZM255 179V178H254ZM260 179V178H259ZM129 180V179H128ZM132 180V178L129 180V183H128V181H127V183H128V186L129 187H131V189L132 188H134L133 190H135L136 188H137V190H139L140 192H135V191H132L133 192V195L136 193V194H138L139 195V199L137 198L138 197V195H134V197H133V195L131 194V193H129V201H131L132 199H133V202L135 201V208L137 207H140V205L142 206V204H143V207L145 208L147 205H148V208L145 210L144 208H138L140 211H141V209H142V211H141V213L142 212H145L144 214H146V215H143L142 216V214L139 212H137V215H136V213L134 212L135 210H138V209H131L132 211L130 212L129 211V205H131L130 207H132L133 208V206L132 205H134L133 204V202L131 201L130 202V204H129V202L127 201L126 202V211L127 212H130V215L131 214H135V216L134 217H136V216H138V215H141L143 218H144V216H145V218L146 217H148L150 220L151 219H153V217H154V215L155 216H157L159 213V211H158V209H156V208H154V206H155V204H153L154 203V201H152V203H150V199H152L151 198V196H153V194L154 193H156V192H154V190H153V192H152V195L151 196H148L146 193L144 194V192H143V195L145 196V197H150V199L147 201L146 199H145V197L142 195V190L143 191H145L146 190V192L149 190L148 188H150L151 187V185L149 186V184L150 183H148L147 185L149 186H147V189H146V186L145 185H143V183H140V184H137V183H135V182H137L134 178H133V180ZM157 180H161V184H159V182L157 181ZM263 180V182H264V179H262ZM34 181V180H33ZM155 181H157V182H155ZM165 181V182H164ZM194 181V180H193ZM201 181V182H202ZM261 181V180H260ZM133 182V183H132ZM144 182V184H146ZM162 182L163 183H165V185L166 186H164V184H162ZM174 182H172V185L174 184ZM195 182V181H194ZM210 182H214L218 187L216 188V185L215 184H211ZM225 182H227V183H225ZM244 182V183H243ZM262 182V181H261ZM127 183H126V185H127ZM130 183H132L131 185H130ZM159 185H161V187H162V185H163V187L164 188H159L160 186H158V184ZM196 183V182H195ZM208 183V182H207ZM222 183L224 184H228V185H226L227 187L229 186H231V189H233V193L235 192H237L236 194H235V196H238V195H240L241 197H233V196H231V194H229L230 193V191L231 190H228L229 191V193H227L228 191H226V192H223L224 190H227V188L226 189H224L223 191H220L219 189H221L222 190V187H224L223 185H222ZM258 183H259V185H258ZM137 184V185H136ZM224 184V185H225ZM229 184H231V185H229ZM264 184V183H263ZM143 185V186H142ZM157 185V186H156ZM195 185V184H194ZM207 185V184H206ZM214 187H212V186ZM215 185V186H214ZM135 186H136V188H135ZM145 186V187H144ZM169 186V185H168ZM201 186V187H200ZM219 186H220V188H219ZM222 186V187H221ZM244 186V187H243ZM247 186V187H246ZM252 186V187H251ZM127 187V186H126ZM128 187V190H130L131 191V189ZM152 187H151V189L150 190H152ZM165 187L167 188V189H169V191H164V189H165ZM193 187V186H192ZM228 187V189H230ZM239 187V188H238ZM246 187V188H245ZM143 188V189H142ZM144 188H145V190H144ZM175 188V189H176ZM207 188H209V187H207ZM216 189V192L214 191V192H211V190L213 191V189ZM219 188V189H218ZM244 188V189H243ZM253 188H256L255 190H253ZM180 189V187L177 189V190H179ZM182 189H180V190H182ZM204 189V190H203ZM240 189H242V190H240ZM246 189V190H245ZM247 189L250 191L251 189L253 190V192H254V194L252 193V195L250 194L251 193V191H250V193H247V192H249V191H247ZM262 189H264V187H262ZM32 190H33V188H32ZM136 190V191H137ZM150 190H149V192H150ZM200 191L199 193L197 192V194H196V192L195 191ZM219 192H218V191ZM237 190V191H236ZM243 190L244 191H246V193H244L243 192ZM193 191V195H191L190 193ZM242 191L243 193H242V195L240 194V192ZM126 192H128V191H126ZM162 192V193H163ZM187 192H188V194H187ZM190 192V193H189ZM220 192H221V197H219L220 195H218L217 193H219L220 194ZM261 192V195L259 194ZM148 193V192H147ZM213 193H216V195H218V197H216L215 196V198L214 199H210V200H208L209 199V197L211 196V197H213V195H215V194H213ZM229 194V195H227V194ZM258 193V194H257ZM127 194V193H126ZM140 194H141V196H140ZM190 194V195H189ZM204 194H205V196H204ZM207 194L209 195V194H213V195H210V196H208L207 197ZM233 194V195H234ZM238 194V195H237ZM250 194V195H249ZM156 194H154V196H155ZM168 195V196H167ZM184 195H185V197H184ZM195 195H197L198 197H193V196H195ZM249 196V197H246L245 198V196ZM178 196V197H177ZM189 196V197H188ZM203 196H204V198H203ZM223 196H226L225 197V199L223 198ZM231 196V197H230ZM131 197H133V198H131ZM126 198V199H127ZM140 198H142V199H140ZM154 198V197H153ZM163 198L165 199V200H163ZM183 198H188L189 200H183ZM192 198H194V199H196L195 201L192 199ZM198 198V199H197ZM208 198V199H207ZM232 200H231V199ZM234 198H237L236 200L238 201V203L239 204H236L237 203V201L234 199ZM239 198H242L244 201H246L245 203H247L246 205H245V207H244V205L243 204H241V202L239 201ZM249 198V199H248ZM127 199V200H128ZM138 199V200H137ZM167 199H169V200H167ZM180 199V200H179ZM219 199H221V200H219ZM229 200L228 202H230V204L228 205V202H226V200ZM234 199V200H233ZM141 200H142V202L143 201H145V202H143V203H140L141 202ZM154 200V199H153ZM184 201V202H190V205L188 204V206L187 205H185V207H184V202H179V201ZM193 201L192 203H191V201ZM208 200V201H207ZM223 200V203L222 202H219V204H221L222 205V207H221V205L220 206H218L219 204L218 203H216L215 204V202H217V201H222ZM248 200H250V202L248 201ZM136 201H137V203H136ZM139 201V202H138ZM163 201H165L166 203H164L163 204ZM169 201V202H168ZM174 202L175 203V209L177 210V211H179L180 212V209L182 210V209H185L186 208V206L188 207V208H186V209H189V212H188V210H184L185 212H188V213H190V211H191V216H193L194 217V219H196V221H194L193 223H190V222H192V221H190L189 222V220H192L191 218L188 220H186V221H188V222H184V219H186V217L188 216V217H190L189 215H188V213H187V215H186V217L184 218L183 216L184 215H182L184 212L183 211H181L180 213H181V215H180V217L179 216H176V215H178L177 213H175V211L176 210H173V209H171L170 211H169V209H167V208H169V207H172L173 205H171L170 206V204H172L171 202ZM215 201V202H214ZM224 201H225V203H226V205H225V203H224ZM233 201V202H232ZM244 201H242L243 203H244ZM179 202V203H178ZM205 202L209 205L210 204V207H208L209 209H213L214 211H212V212H210V210L207 208V206H206V209H205V207H204V205H205ZM214 202V203H213ZM260 202H262L261 204H262V206H261V204H260ZM128 203V204H127ZM146 203H150V205L149 204H146ZM170 203V204H169ZM178 203V204H177ZM136 204H140V205H136ZM146 204V205H145ZM167 204V205H166ZM177 204V205H176ZM182 204V205H181ZM197 204H199V206L200 207H202V210L203 211H207V215L205 214V212L203 213V211H201V209H200V207H198V205ZM211 204L213 205V206H211ZM236 206H235V205ZM154 205V206H153ZM164 205H166L165 207H164ZM181 205V206H180ZM195 205V206H194ZM215 205H216V207H215ZM232 205V206H231ZM256 205H258V206H256ZM228 206L230 207V208H228ZM240 206H242V207H240ZM7 207V206H6ZM183 207V208H182ZM194 207V208H193ZM212 207H214V208H216V210L214 209V208H212ZM258 207V208H257ZM180 208V209H179ZM204 208V209H203ZM251 208V207H250ZM250 208H248V209H250ZM6 209H9V208H6ZM5 208L3 209H0V210H2V211H0V224H2V225H0V248H3V249H9V248H7V246L8 247H17V245H19V243L20 242H17V239H18V237H19V234L22 232H18V228H20L19 230H23V229H21V228H24V226L25 227H27V223H25V220H24V223H23V221H22V219L24 218V216H23V218H21V224H23V227L21 226V224H20V222L18 223L17 222V220H20V219H18V217H15L14 219H13V214H11L10 213V211H8V210H6ZM15 209V208H14ZM159 209V210H160ZM179 209V210H178ZM228 209H229V211H228ZM232 209V210H231ZM239 211H237V210ZM242 209V210H241ZM245 209V210H244ZM252 209H254V208H252ZM3 210H5V211H3ZM13 210V209H12ZM145 210V211H144ZM156 210H157V212H156ZM161 210H160V212H161ZM14 211H16V210H14ZM32 211V210H31ZM31 211H29L30 213H32ZM156 213H155V212ZM176 211V212H177ZM195 211V212H194ZM196 211H197V213H196ZM210 213H209V212ZM225 211V212H224ZM234 211V212H233ZM35 212V211H34ZM132 212H134V213H132ZM148 212V213H147ZM174 214H173V213ZM178 212V213H179ZM224 212V213H223ZM233 212V213H232ZM238 212V213H237ZM243 212H244V215H243ZM250 212V211H249ZM4 213H7L6 215L4 214ZM9 213V214H8ZM155 213V214H154ZM158 213V214H157ZM242 214V216H241V214ZM33 215H34V213H32ZM129 214V213H128ZM176 214V215H175ZM195 214H198L199 216L198 217H195ZM227 214V215H226ZM9 215L10 216H12V217H9ZM23 215V214H22ZM30 215V214H29ZM33 215H31V219H30V223H31V220H33ZM212 215V216H211ZM215 215H217V217L215 216ZM222 215H223V217H222ZM240 215V216H239ZM14 216H16V215H14ZM17 216H19V215H17ZM153 216V217H152ZM197 216V215H196ZM233 216V217H232ZM239 217V219H237L238 217ZM27 217V216H26ZM26 217H25V219H26ZM28 217H30V216H28ZM139 217V216H138ZM173 217V216H172ZM180 218V220L181 219H183V220H181L183 223H181L180 221H179V219L178 218ZM181 217H183V218H181ZM209 217V218H208ZM231 217H232V219H231ZM235 217V218H234ZM237 217V218H236ZM240 217H242L243 219H240ZM3 218V219H2ZM11 218V219H10ZM130 218V217H129ZM129 218H127L126 219V223L128 224V222H130L129 221ZM141 218V217H140ZM142 218V219H143ZM148 218H146L147 219V221L149 220ZM246 218V219H245ZM3 221H2V220ZM29 219V218H28ZM27 219V220H28ZM134 218H132L131 217V219L130 220H132V221H134L133 220ZM138 219V218H137ZM136 218H135V221H138ZM228 219V220H227ZM235 219V220H234ZM249 219V220H250ZM145 220V219H144ZM214 220V221H213ZM237 220V221H236ZM240 220H242V221H244V222H241ZM140 221H142V220H140ZM152 221L153 220H151V223H152ZM154 221H156L155 219H154ZM229 221V222H228ZM241 223H240V222ZM6 222V223H5ZM28 222V221H27ZM139 222V221H138ZM146 222V221H145ZM235 222V223H234ZM238 222V223H237ZM149 223H150V221H149ZM189 223H190V225H189ZM215 223V224H214ZM237 223V224H236ZM242 223H243V225H242ZM244 223H245V225H244ZM147 224H148V222H147ZM192 224H193V226H192ZM230 224H231V227H230ZM240 224V225H239ZM250 225V226H249ZM19 226V227H18ZM126 226H128V225H126ZM130 226V225H129ZM128 226V227H129ZM141 226V225H140ZM181 226V227H182ZM191 226V227H190ZM238 226V227H237ZM241 226V228H239ZM257 226V227H256ZM4 227V228H3ZM18 227V228H17ZM128 227H126V229H127V231L129 230L128 229ZM205 227V228H204ZM212 229H211V228ZM3 228V229H2ZM33 228V227H32ZM132 227L130 226V230H133V229H131ZM136 228H137V226H136ZM184 228H186V227H184ZM214 228H216V229H214ZM231 228V229H230ZM259 228H261V229H263V230H261V229H259ZM211 229V230H210ZM256 230V232H255V230ZM206 230V231H207ZM212 230H215V232H212ZM238 231V232H237ZM252 231V232H251ZM254 231V232H253ZM17 232V233H16ZM248 234H247V233ZM13 233V234H12ZM16 233V234H15ZM216 234V238L214 237V235ZM240 233V234H239ZM257 233H259V234H257ZM262 233V234H261ZM11 234V236H9ZM214 234V235H213ZM238 234V235H237ZM7 235L9 236V238L7 237ZM31 235V234H30ZM247 235V236H246ZM248 236H251V238L249 239V237ZM5 237H7L8 239H6ZM247 237V238H246ZM147 238V239H146ZM1 239H2V241H1ZM150 239V240H149ZM255 239V240H254ZM257 240V241H256ZM16 241V242H15ZM256 241V242H255ZM15 242V243H14ZM133 242H139V241H132L131 243L133 244V245H136V244H134ZM140 242H142V241H140ZM139 242V243H140ZM160 242V243H159ZM215 242V243H214ZM248 242V243H247ZM11 243H14L13 244V246H12V244ZM138 244V243H137ZM255 244V245H254ZM11 245V246H10ZM15 245V246H14ZM261 245V246H260ZM262 247V248H261ZM148 249V250H147ZM166 249V248H165ZM196 249H198V250H196ZM150 250V251H149ZM200 250V251H199ZM229 250H230V253H229ZM169 251H172V250H169ZM211 251H213V254H211L212 252ZM241 251V252H240ZM13 252V251H12ZM159 252V253H158ZM15 253H17V251L15 250ZM148 253V254H147ZM204 253V254H203ZM227 253V254H226ZM237 253V254H236ZM8 254V253H7ZM18 254H19V252H18ZM145 254V255H144ZM233 254H235V255H233ZM242 254V255H241ZM163 255V256H162ZM189 255H191V256H189ZM15 256H18L17 254L15 255ZM213 256V257H212ZM238 256H240V257H238ZM246 256V257H245ZM210 257V258H209ZM225 257V258H224ZM154 258V259H153ZM213 258H214V260H213ZM219 258V259H218ZM242 258V259H241ZM138 259H139V261H138ZM174 259V260H173ZM208 259V260H207ZM220 260V261H218V263L216 262L217 260ZM135 260V261H134ZM141 260V261H140ZM149 260V261H148ZM187 260V261H186ZM194 260H196V261H194ZM207 260V261H206ZM248 260V261H247ZM138 261V262H137ZM144 261H146V262H144ZM191 261V262H192ZM226 261V262H225ZM228 261V262H227ZM255 262V263H254ZM176 263V262H175ZM195 263V264H196Z\"/></svg>",
	"mask_w": 264,
	"mask_h": 264
}]
</instances>
